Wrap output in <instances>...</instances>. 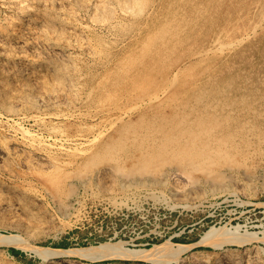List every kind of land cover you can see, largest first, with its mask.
<instances>
[{
    "label": "rangeland",
    "instance_id": "374dc122",
    "mask_svg": "<svg viewBox=\"0 0 264 264\" xmlns=\"http://www.w3.org/2000/svg\"><path fill=\"white\" fill-rule=\"evenodd\" d=\"M40 1H44V0H28L27 1L28 3H32V4H30V6L33 7V8H30L31 12L29 13L30 14L29 22L31 24L29 22H25V24H21L20 10H18L13 5H10V4L8 5L6 0H0V2H1L0 3V24H1L0 25V32H1L0 34H3L4 38L7 37L6 38L7 40H10L11 42H13L15 44V50H14L15 53L12 52L14 54L10 53L7 58L2 56V55L0 56L1 57L0 58V79L2 80V82L4 80L3 83H5V84L7 82H9L7 84H9L10 86L7 84H6V86H9L7 88H9L12 93L17 92V91L18 92L24 91V87L28 84L31 87H34V89H36L38 91H42V92L43 91L45 92L46 90H49L52 92L54 91L53 93H55L59 96L61 95L60 97H62V98L65 97L66 103H64V102L56 103L59 106H57L56 104H53V107L52 106H43V105H36V106L33 105L34 106L33 107L30 105L29 106L30 108H28V105H29L28 104L27 106H24L27 109L23 108L21 105V106H19L20 108L17 107V108L12 109V110L15 109L13 111L14 113L11 112L12 110H9V109L3 107V105H0V110H1L0 111V124H1L0 125V135L3 134V136L7 135L6 137H8V135L11 133L10 132L12 129L11 127L13 125L12 120L13 121L14 120L21 121L23 124L26 123L25 124V126L27 125L26 127L30 128L35 133L43 136L45 139L47 138V140L50 138L49 135L51 134V129H52L51 126L52 127H55V126L61 127V125H62L61 128H64L65 130H68L70 132L75 131L78 133L81 132V134H87V135L89 134V136L92 139L94 138L95 134L97 135V133L100 131V129L104 130V131H103V133H101L99 135V137H97L98 139L97 138L95 139V142L97 141L96 143H88V145H79L80 148L77 150L74 149V145L68 144V145H71L69 147L67 146L68 152H67V150L62 151V152L53 151L55 154L52 153V155L54 157L56 156L55 158L57 160H59V161L65 160L63 162L65 164V166L62 168L63 170L60 169L57 172L55 171L57 174L55 172L48 171L49 168H47L48 170L43 168L44 171L41 168V170L43 171L44 174H45V172L46 173L50 172L49 174L47 173L44 175L45 179L48 178L47 180H50L49 181L50 183L52 181L56 182L59 179L58 175H60V177H61L60 179L63 182L61 186L63 188L61 187V190L58 194V199H55V200H53L55 197H53L47 191V188L44 187V185L47 184L46 183L47 181L45 179H43V177H41L40 175L39 176L37 175L38 176L37 177L36 173L34 175V172L31 169H28L27 167L24 168V166H22L21 163H18V160H15V161L17 162V164L20 168L15 164L16 162L14 160H12L11 158H9V159L7 158V160L0 161V164L2 166V167L0 166L1 167L0 168V232L6 233V234H13V233L18 234V235L26 238L30 243H32L34 245L50 246V247H57V248L88 246L91 244H98V243L103 242V241H108V240L115 241V240H119V239L124 240L126 242L125 246L129 247V248H141V247L142 248H148L155 243H160V242H163V241L168 240V239L174 243H186V244L187 243H193V242L176 241L175 239L179 238V239H185L186 241H191L195 238H200V236L205 232V230H207L212 225L233 226V225L239 224V225H241L240 231H244L246 229L245 231L256 233L257 237L254 238L253 241L246 242V245H243V246H239L238 244L227 245L226 249H225V247L222 249H216V248H213L211 246H201V245L194 246L191 251L189 250L190 252L187 251L181 256L180 262H178V264H197V263L198 264L199 263L200 264L201 263L202 264L203 263H205V264H215V263L221 264L223 261H226V260L228 261L229 257L232 260H234V259L237 260L238 264H242V263L246 264L249 261H250L249 263L252 262L251 264H262V263L264 264V239H262V238H264V203H262V202H264V162H263L264 161L263 160L264 159V147H263L264 146V137H263L264 136V106H263L264 105V101H263L264 100V88H263L264 87V76H263V73H264V58H263V56H264V53H263V51H264V43H263L264 42V37H263L264 36V34H263L264 33V0H234V1L233 0H224V1L223 0H204V1L203 0H185V1L184 0H150V1L149 0H145V1L139 0L138 2L141 3V6L136 5L133 12H132V10L129 9L131 11V13L128 11L129 12L128 15H126V13L123 14L121 9L126 8V7H130L131 4H133V6H134V3L133 2L131 3L130 1H129L130 2L129 3V2L120 0V3H121V1L123 3H121L119 5L118 4L119 0L118 1L117 0H110V2H109V0H101V1L100 0H98V1L97 0H91V1L86 0V2H88L90 5V10L89 9L85 10L84 8H83L84 9L83 10L80 6H78L75 3L65 4L64 5L65 7L70 8L71 11H74V13H76L77 15L78 14L80 15L81 21L83 23L86 24L85 21H87V24H90L92 26L91 30L87 31L88 33L85 32L87 34L86 36L88 38L95 40L96 42H99V44L104 43V45H102V50H101L102 52L100 53V55H97L94 57L93 55L88 54V52H86V51L83 52L84 50L81 49L78 46V42L76 40H74L75 37H73V36L70 37L71 31L73 30V28L70 29L71 24H69V22H66L64 20V22H66V25L64 26V29H62V31H59V36L56 37V38H58V39L60 38V39L59 40L57 39L55 41L57 43L63 44V42L67 43L66 41L69 40V44L67 43L68 48L66 47V55H71V52H72V55H71L72 57H74L76 55H78L80 57V60H81L80 65H81V68H83L82 73H83L84 78L82 79V85H81L82 90L77 91L78 93H81V94H77V99H72L71 94H70V97L68 98L67 94H69L70 92L66 91L67 89L65 90V87H64L65 85H63L64 84L63 81L57 79L56 74L53 76V74H51V72L48 73L49 71H46L44 68L45 61H43V58L40 59L41 55H44L45 57L47 55L46 62H52V61L57 62V59L54 58L53 53H51L49 51L48 46H47L48 44H49V46H51L56 42H54V38L49 37L50 33L45 34V36H44L45 31L51 32V30L54 29L53 26L49 25L48 22L46 21V16L47 15H53V16H61V18H66L68 15L65 14L66 12L64 13V10L59 8L58 6H55L52 4L50 5L51 2H49L46 6V5H42L40 3ZM242 1H245V2H242ZM33 2L35 5L33 4ZM114 2H116V3H114ZM186 2H188V3H186ZM111 3L113 5L115 4V6H113ZM178 3H179V5H178ZM231 4H232V6H231ZM251 4H253V5H251ZM102 5H104V6H102ZM163 5H165V6H163ZM50 6H53V7H50ZM248 6H249V8H248ZM13 7H14V9H13ZM106 7H109V9H107ZM115 7H117V8L115 9ZM140 7H142V8H140ZM176 7H178V8H176ZM189 7H190V9H189ZM111 8H112V11L113 10H116V11L112 12ZM105 9H107V10H105ZM95 10H96V12L91 14V12H93ZM179 10H181V11L179 12ZM52 12H54V13H52ZM112 13H114V14H112ZM258 13H259V15H258ZM115 14H117V15H115ZM120 14H122L123 16L122 15L120 16ZM166 15H168V16H166ZM182 15H184V16H182ZM91 16L94 17V20L96 19L95 22ZM153 16H154V18H153ZM219 16H220V18H219ZM4 17H5L6 21L3 19ZM90 17H91V22L89 21ZM102 17H104V18H102ZM229 17H230V19H229ZM7 18H8V20H7ZM14 18H16V21L18 19V21L17 22L14 21L15 20ZM99 18H100V20H98ZM115 18H117V19H115ZM133 18H135V19H133ZM173 19L174 20L176 19V20L174 21ZM1 20L3 21V23H1L2 22ZM92 20H93V22H92ZM102 20H104V21H102ZM160 20H162V21H160ZM179 20H181L183 23ZM9 21H13V22H9ZM109 21L111 23H114V24H111ZM115 21H117V22H115ZM129 21H130V23H129ZM174 22H177V23H174ZM188 22H189V24H188ZM34 23H35V25H34ZM3 24H5V26H3ZM110 24H111V26H110ZM129 25H132L133 28H132V26H129ZM13 26L15 29L13 28ZM37 26L43 27V28H36ZM165 26L166 27L168 26L167 29ZM2 27L4 30L2 29ZM16 27L18 29H16ZM66 27H67L68 31L66 30ZM96 27H98V28H96ZM157 27H158V29H157ZM128 28H129V31H128ZM169 28H171V29H169ZM41 29L45 30L44 32H42V34L38 33L39 30H41ZM98 29H101V31ZM139 29H140V31H139ZM24 30H26L28 32H26ZM34 30L36 32H33ZM64 30H66V32H64ZM116 30L118 33L116 32ZM168 30H170V32ZM111 31H112V34L114 36L112 34H110ZM249 31H251V32H249ZM2 32H4V33H2ZM132 32H133V34H132ZM160 32H161V34H160ZM173 32H174V34H173ZM217 32H218V34H217ZM20 33H21V35H20ZM146 33H148L149 36ZM250 33H252V34L250 35ZM168 34H171V35H168ZM242 34H244V35H242ZM39 35H42V38H43L41 41V45H40V43L35 45V43L32 42V38L34 39L35 36H39ZM129 35H130V37H129ZM146 35H147V38H146ZM214 35H216V36H214ZM15 36H17V37H15ZM67 36H69L71 39ZM199 36H201V37H199ZM217 37H218V39H216ZM150 38H151V40L149 41ZM184 38H186V39H184ZM245 38H247L248 40ZM24 39H25V41H24ZM134 40L137 42H134ZM246 40H247V43H246ZM251 40H253V41H251ZM143 41H145V42H143ZM159 42H161V43L163 42V43L161 44ZM207 42H208V44H207ZM42 43H43V47H42ZM134 43H136V45ZM137 43H140V44H137ZM198 43H200V45H198ZM205 43L207 46L205 45ZM143 44H144V46H143ZM151 44H154V45H151ZM20 45H22V46H20ZM149 45H151V46H149ZM70 46H73V47H70ZM138 46H140V47H138ZM19 47H21V48H19ZM114 47H116V48H114ZM129 47H130V49H128ZM165 47H166V49H165ZM78 48L80 49V51ZM105 48H106V50H105ZM133 48H134V50H133ZM161 48H163V49H161ZM205 48L207 49V51ZM41 49H42V51H44V53H42V54L40 53ZM72 49L74 52L72 51ZM204 49H205V51H204ZM244 49H246V50H244ZM75 51H77V53ZM142 51H143L144 55L142 54ZM19 52H21V53H19ZM24 52H25V54H24ZM129 52H131V54ZM198 52H200V53H198ZM258 52H260V53H258ZM37 53H39L38 54L39 56L37 55ZM80 53H81V55H80ZM114 53H115V55H114ZM108 54H110V55H108ZM155 54H157V55H155ZM230 54H232V55H230ZM28 55H29V57H28ZM116 56H117V58H114ZM156 56H158V57H156ZM163 56H164V58H163ZM66 57L68 58V56H65V57L62 56V58H66ZM100 57L103 59H101ZM118 57L121 58V60ZM231 57H233L235 59H232ZM30 58L32 60H29ZM35 58H37V59H35ZM131 58H133V60ZM243 58H244V60H243ZM2 59H5V62L7 63V65H5L6 63ZM6 59H8V60H6ZM88 59H90V60H88ZM122 59H124V60H122ZM216 59H217V61H216ZM259 59H261V60H259ZM1 60H2V62H1ZM35 60H36V62H34ZM39 60L42 63L39 62ZM110 60L113 61L114 63H112ZM134 60L136 62H134ZM141 60H143V61H141ZM148 60H150V61H148ZM182 60L183 61L185 60V61L182 62ZM7 61H9V62H7ZM122 61H128L129 62V64H128L129 69L128 68L122 69ZM15 62H16V64H15ZM108 62H109V64H108ZM119 62H120V64H119ZM146 62L148 65L146 64ZM158 62H160V63H158ZM246 62H248V63H246ZM259 62H261V63H259ZM200 63H201V65H200ZM213 63H214V65H213ZM107 64H108V66H107ZM191 64L193 66H191ZM208 64L210 65V67ZM2 66H5L6 68H4ZM94 66L96 69L94 68ZM187 66L189 67V70H188ZM218 66H219V68H218ZM15 67L16 68L18 67V68L15 69ZM90 67H92V68H90ZM193 67H194V69H193ZM2 68H4V69L2 70ZM24 68H26V70ZM18 69H20V70H18ZM30 69L32 72L30 71ZM148 69H150V71ZM216 69H217V71H216ZM107 70H108V72H107ZM115 70H116V72H115ZM146 70H147V72H146ZM198 70H200V71H198ZM239 70H240V72H239ZM244 70H245V72H244ZM255 70H258V72ZM16 71H17V73H16ZM25 71H26V73H25ZM27 71L29 72V74ZM86 71H88V72L86 73ZM1 72L4 73L3 74L4 77L1 74ZM14 72H15V74H14ZM20 72H22L23 76ZM89 72H90V74H89ZM100 72L102 73V75ZM104 72L106 75L104 74ZM216 72H218V73H216ZM231 72H233L234 74L236 73L235 74L236 76ZM8 74H10V75H8ZM50 74H51V77L53 76V79L55 77L56 78L53 80L51 77H48V76H50ZM91 74H93V77ZM97 74L99 76H96ZM158 74H159V76H158ZM167 74H168V76H166ZM112 75L114 76V78ZM214 75H216V76L214 77ZM231 75H233V77ZM241 75H242V77H241ZM223 76L225 77V80H224ZM229 76H231V77H229ZM9 77H10V79H8ZM23 77L26 79H24ZM75 77L76 76H73V78H75ZM194 77L197 79V81ZM50 78L55 85L52 83L51 80L49 81ZM104 78H106V79H104ZM142 78H143V80H142ZM172 78L174 81H172ZM213 78L214 79L216 78V79L214 80ZM242 78H243V80H242ZM228 79L231 83L229 81H227ZM251 79L253 80V82H251L252 81ZM17 80L19 83L17 82ZM254 80H256L255 83H254ZM56 81L57 82L59 81V82L56 83ZM97 81H99V82H97ZM28 82H30V83H28ZM226 82H227V84H226ZM257 82H259L261 85H259V83H257ZM13 83H15L16 85H14ZM98 83H99V85H97ZM159 83L161 86L159 85ZM56 84H58L57 87H56ZM114 84H116V85H114ZM203 84L206 87H208V89ZM50 85L54 86L55 88L52 86L49 87ZM199 85H202V86H199ZM218 85L220 87H223V88H220ZM232 85H233V88H232ZM155 86H156V88H155ZM177 86H178V88H177ZM225 86H226V88H225ZM253 86H255V87H253ZM21 87H23V88H21ZM45 87H47V89ZM184 87H185V89H184ZM191 87H193V88H191ZM39 88L40 89L43 88V90L42 89L40 90ZM166 88H168V89H166ZM17 89H19V90H17ZM154 89H155V92H154ZM98 90H99V92H98ZM214 90H216V91H214ZM249 90H251V91H249ZM92 91H94V92H92ZM135 91H137V92H135ZM151 91H153V92H151ZM247 91L249 92V94H247L248 93ZM11 92L7 93V95L9 97H11V95H12ZM113 92H115V93H113ZM178 92H179V95H178ZM217 92H218V94H217ZM63 93H64V95H63ZM103 93H104V95H102ZM127 93H128V95H127ZM175 93H176V95H175ZM244 94H245V96H244ZM95 95H96V97H95ZM215 95L216 96L218 95V96L216 97ZM110 96H111V98H110ZM202 96H203V98H202ZM226 96H227V98H225ZM66 97H67V100H66ZM181 97L184 99H182ZM198 97H201V100ZM221 97L225 100H223ZM92 98L93 99L95 98V99L93 100ZM100 98H101V100L99 101ZM120 98H121V100H120ZM165 98H167V100ZM211 98H212V100H211ZM177 99H179V100H177ZM192 99H195L196 101L192 100ZM230 99L232 100V102ZM239 99H240V101H239ZM96 100L99 102H96ZM144 100H146L147 102ZM156 100H157V102H156ZM189 100H191V101H189ZM139 101H140V103H139ZM199 101H200V104H199ZM220 101H222L223 103ZM236 101H237V103H236ZM242 101H243V103H242ZM85 102H86V104H85ZM165 102H167V103H165ZM185 102H186V104H185L186 106L185 105L183 106V104ZM161 103L163 105H161ZM137 104H139V105H137ZM223 104H224V106H223ZM174 105H175V107H174ZM208 106H210V107H208ZM260 106H261V109H260ZM61 107H62V109H60ZM75 107H77V109ZM255 107H257V108H255ZM163 108H164V110H163ZM177 108H178V110H177ZM71 109H72V111H71ZM102 109H104V110H102ZM5 110L7 112H9V111L10 112L6 113ZM78 110H80L81 112ZM195 110L198 112H196ZM175 111H177V112H175ZM57 112H58V114H57ZM98 112H100V113H98ZM122 112H126L124 119L122 121H118V122L114 123L112 121L113 120L112 118H115L116 116L120 115ZM184 112L187 114L186 116L184 115L185 114ZM207 112L209 115L207 114ZM259 112H260V115H259ZM169 113H170V115H169ZM104 114L107 115L108 117L105 116ZM177 114H178V116H177ZM211 114H213V115H211ZM237 114L239 117L237 116ZM38 115L43 118V121H42L43 123L41 121L36 120V117ZM46 115L49 117H47ZM188 115H190V116H188ZM9 116H11L10 120L8 119ZM70 116H72V117H70ZM230 116H232L233 118ZM65 117H67V119ZM100 117L101 118L103 117V118L101 119ZM147 117H149V118H147ZM161 117H163V118H161ZM216 117L219 120H217ZM253 117H254V119H253ZM48 118L50 120H48ZM243 118H245V119H243ZM53 119H55V121ZM81 119H82V121H81ZM143 119H145V120H143ZM152 119H153V122H152ZM33 120H34V122L35 121L36 122L34 123ZM176 120H177V122H175ZM226 120H227V122H226ZM52 121H54L53 122L54 124L52 123ZM59 121H61V122H59ZM99 121L101 123H99ZM199 121H201V122H199ZM172 122L175 124H172ZM186 122H188V123H186ZM220 122H223V123H220ZM32 123H34V124H32ZM81 123H82V126H81ZM156 123H157V125H156ZM182 123L184 126L182 125ZM69 124L70 125L72 124V125L70 126ZM125 124L129 128V132H130L129 136L122 143L124 145H122L120 148H118V150L117 149L115 150L117 152V155L115 156L117 158L116 160L119 161V162L117 161V165H118V167H120V169L126 171L130 167V165L134 164L135 162H137L140 159L138 157H140V155H142L141 153L152 152L154 150V148H152L153 145L161 139L160 137L163 135L162 134L163 131L169 127H170L169 130H170L172 127V129L174 128V130H172L173 134L171 133L172 131L170 132V134H172L173 136H182L181 141L186 142L192 136L197 137L196 138L197 140H194L195 141L194 146L197 147L195 151L198 150L197 152H201L200 156H198V158H196V160L199 161L200 165H203L204 162L207 163V160L212 159V161L214 163L213 165L214 166L216 165L215 168L220 170L219 168H221V162H220L218 153H219V149L223 145V149H222V151H224L223 154L226 155L227 157H230L229 159H231V160L233 159L236 162V164H239V166H237V168L234 170H230V171L228 170L229 171L228 172L227 170H225V165L223 162L222 163L223 168H221L222 170H220V171L221 172L224 171L223 173L226 174V176H228V177H230L232 175L233 177L232 176L231 177L236 182L230 181L229 182L230 183L229 189H227V190H224V191L217 190L216 191V189H211V188H213V186H210L211 184L208 185V182H205L206 177L204 175L202 176V174H204V173H201V171H198V170L197 171L200 172L201 174L196 172V171H193L192 175H193V177H195V178H193V180L196 182V185L194 186V188L192 190V194L185 196V197H183V196L177 197V196H174L172 193L173 188L177 186V182H173V181H175V176L173 175V174H175L174 173L175 168H174V166L173 167L171 166L172 168L167 166L165 168L169 173V175H168L169 178H171V179H169V182L147 181V182H145V185L141 184L140 182H134L135 184L133 183V184L128 185V186H121L118 182L117 183L115 182L116 184L115 183L114 184L104 183L105 186L103 185V183L102 184L98 183L97 181L92 179V177H90V173L87 174L89 171L86 169L85 166L87 165V161H88L87 159H89V157H90L89 153L91 152L92 154H94V152L96 150L100 151L101 149L106 148V146L109 143H111V145H112L114 143L113 134L115 132H118V131H115V129H117L118 126L125 125ZM92 125H93V127H92ZM152 125H153V127H152ZM205 125L206 126L208 125L207 128ZM221 125H222V127H221ZM242 125H243V127H242ZM196 126H199V127L197 128ZM227 126H229V127H227ZM233 126L235 128H233ZM8 127H10V128L8 129ZM140 127L142 130L140 129ZM184 127H185V129H184ZM188 127H189V129H186ZM38 128H41L42 130L38 129ZM152 128H153V130H152ZM211 128H212V130H211ZM78 129L80 130V132ZM191 129H192V131H190ZM199 129H201L202 131ZM220 129H222V130H220ZM248 129H252L253 131L248 130ZM139 130H141V131H139ZM177 131L179 134L177 133ZM232 131L235 133L233 134ZM241 131H243V134H241L242 133ZM143 132H144V134H143ZM187 132L190 134H188ZM216 132H218V133H216ZM220 132H221V134H220ZM250 133H252V134H250ZM47 134H48V136H47ZM118 134H119V132H118ZM216 134H218V135H216ZM141 135H142V137H141ZM219 135H220V137H219ZM223 135H225L227 138H225V136H223ZM209 136H211L212 138ZM154 137H156V138H154ZM228 137L230 138V140L232 139L231 140L232 142H230ZM206 138H208V139H206ZM233 138H234V140H233ZM154 139L156 140L155 142H154ZM218 139H219V141H218ZM99 141H101V142H99ZM149 141H151V142H149ZM210 141H212V142H210ZM205 142H207L209 144H206ZM237 142L240 143L241 145H239ZM202 143H204V145ZM234 145H235V148H233ZM22 146L25 147V150L28 153H37L38 152L35 149L33 150V148H30L26 144H23ZM92 146H93V148H92ZM146 146H147V150L145 149ZM229 146H231V147H229ZM236 146H238V147H236ZM243 146H245V147H243ZM86 147H87V149H86ZM138 148H139V150H138ZM251 148L253 150H256V151H253ZM80 149H81V151H79ZM144 149H145V151H144ZM214 150H215V152H214ZM238 150H240V151H238ZM225 151H227V152H225ZM234 151L236 154H234ZM123 152H124V154H123ZM202 152H204V153H202ZM78 154H79V156H77ZM250 154H252V155H250ZM80 156H81V158H80ZM233 156H235V157H233ZM243 156H245V157H243ZM128 157L130 160L128 159ZM8 160H9V162H6ZM69 163H71V164H69ZM218 163H220V164H218ZM125 164L126 165L128 164V165L126 166ZM255 165H256V167H255ZM3 166L4 167L8 166L7 167L8 169L4 168ZM247 167H250V168L247 169ZM2 168H4V169H2ZM9 168H10V170H9ZM15 168L18 170L21 169L22 172L16 170ZM168 169L171 171L174 169L173 170L174 172L173 171L171 172ZM74 170H75V172H74ZM241 170H242V172H241ZM18 172H20V174H18ZM58 172H60V174ZM64 172H65V175H64ZM66 172H68V173H66ZM80 173L85 175L86 177L85 176L82 177V175ZM171 173H173V174L171 175ZM196 173H197V175H196ZM17 174L20 176H18ZM86 174L88 175V177ZM56 175L58 177H56ZM62 175L65 178H62L63 177ZM46 176H47V178H46ZM80 176H81V179H83V180L80 179ZM111 176L114 177L115 175L111 173ZM111 176H108V177L110 179H112ZM53 177H54V179H53ZM69 177L71 179H69ZM198 177L199 178L201 177L200 179L201 180L203 179V180L202 181L198 180L199 179ZM41 178L44 181L41 180ZM88 178H89V180H88ZM114 178L116 179V177H114ZM114 178L112 179L113 181H114ZM40 181L42 183L44 182L46 184L43 183L44 185H42ZM71 182H72V184H71ZM83 182H84V184H83ZM90 182H91V184H90ZM182 183H184V182L180 181L178 183V185L182 186L183 185ZM235 183H236V185H234ZM64 184H65V186H64ZM197 184H200V185L198 186ZM20 185H22V186L20 187ZM114 185H116V186H114ZM15 186H16V188H15ZM68 186L72 187V188H69ZM196 186H197V189H196ZM239 186L242 188H240ZM20 188H21V190H20ZM208 188H210V189H208ZM31 189L34 190L35 193H34V191H31ZM69 189H71V190H69ZM194 189H195V191H194ZM242 189H244V190H242ZM28 190H30V192ZM202 190H203V193H202ZM238 190H242L241 191L242 193ZM136 191H138V192H136ZM208 191H210V192L208 193ZM220 192H223V194ZM63 193H64V195L65 194L66 195L64 196ZM198 193H200V194H198ZM12 194H14L15 196ZM27 194H28V196H27ZM30 194H32V195H30ZM156 194H158V195H156ZM197 194L199 196H195ZM128 195H129V197H128ZM155 195H156V197H155ZM117 196H118V198H117ZM3 197L5 200L3 199ZM31 198H33V199H31ZM120 198L121 199L123 198V199L121 200ZM165 198H167V199H165ZM178 199H180V200H178ZM1 200H4V201H1ZM118 200H121V201H118ZM58 202H59V204H58ZM60 206H61V208H60ZM10 209H12V210H10ZM196 241H198V240H196ZM0 249H1L0 256H2V258L0 257V264H64V263L65 264H153L152 262H148V261L141 260V259H135V258H113V259H100V260L92 261V260H88V259L87 260L81 259V258L76 257V256L52 258L51 260L45 261V259H43L40 255H37L35 253L29 252L26 250L24 251L20 248L14 247V246L1 244ZM12 249L19 250V251H21V253H19L17 255L13 254ZM237 254H239V255H237ZM195 255H198V257ZM185 257H187V258H185ZM249 257H251V258H249ZM191 258H193L194 260ZM181 259H182V261H181ZM171 264H175V263L173 262Z\"/></svg>",
    "mask_w": 264,
    "mask_h": 264
},
{
    "label": "bare ground",
    "instance_id": "6f19581e",
    "mask_svg": "<svg viewBox=\"0 0 264 264\" xmlns=\"http://www.w3.org/2000/svg\"><path fill=\"white\" fill-rule=\"evenodd\" d=\"M28 0H6V2L8 3V5L10 4V5H13V6H15L18 10H20V18H21V24H25V22H29V19H30V12H31V9L30 8H33V7H31L30 6V4H32V3H28L27 2ZM87 1H89V0H87ZM91 1V0H90ZM98 1V0H97ZM96 1V2H97ZM101 1V0H100ZM99 1V2H100ZM118 1V0H117ZM123 1H126V2H133L134 3V6H133V4H131V6L130 7H126V8H122L121 10H122V12H123V14L124 13H126V15H128V13L130 12L131 13V11L130 10H132V12H133V10L135 9V7H136V5H139V6H141V3L140 2H138L139 0H123ZM145 1V0H144ZM150 1V0H149ZM185 1V0H184ZM204 1V0H203ZM224 1V0H223ZM234 1V0H233ZM5 2V3H6ZM49 2H51L50 3V5L52 4V5H55V6H58L59 8H61V9H63L64 10V13L65 14H67L68 16L66 17V18H61V16H53V15H47L46 16V21L48 22V24L49 25H51V26H53V30H51V32L50 31H45L44 29H41V30H39V32L38 33H41L42 34V32H44V36H45V34H49V37H51V38H54V42H56L55 40H57L58 38H56V37H58L59 36V31H62V29H64V26L66 25V22H69V24H71V27H70V29L71 28H73V30L71 31V36L70 37H75V39L74 40H76L77 42H78V46L81 48V49H83L84 51L83 52H88V54H91V55H93L94 57L95 56H97V55H100V53L102 52L101 50H102V45H104V43H101V44H99V42H96L95 40H93V39H91V38H88L86 35V33L85 32H87L88 30H91V25L90 24H87V21H85L86 22V24L85 23H83L82 21H81V18H80V15L78 14H76V13H74V11H71V9L70 8H67V7H65L64 5L65 4H70V3H75V4H77L78 6H80L82 9L84 8L85 10L86 9H89L90 10V5H89V3L88 2H86V0H44V1H40V3L42 4V5H46L47 6V4L49 3ZM109 2H110V0H109ZM108 2V3H109ZM112 2V1H111ZM129 2V3H130ZM166 2V1H165ZM200 2V1H199ZM242 2H245V1H242ZM1 3V2H0ZM6 3V4H7ZM88 3V4H87ZM93 3V2H92ZM114 3H116V2H114ZM118 3V2H117ZM121 3H123L122 1H121ZM120 3V0H119V5L121 4ZM172 3V2H171ZM186 3H188V2H186ZM231 3V2H230ZM236 3V2H235ZM33 4H34V2H33ZM74 4V5H75ZM101 4V3H100ZM112 4V3H111ZM149 4V3H148ZM182 4V3H181ZM180 4V5H181ZM196 4V3H195ZM212 4V3H211ZM225 4V3H224ZM228 4V3H227ZM241 4V3H240ZM258 4V3H257ZM261 4V3H260ZM35 5V4H34ZM72 5V4H71ZM73 5V6H74ZM97 5V4H96ZM105 5V4H104ZM104 5H102V6H104ZM110 5V4H109ZM113 5V4H112ZM117 5V4H116ZM144 5V4H143ZM147 5V4H146ZM178 5H179V3H178ZM234 5V4H233ZM244 5V4H243ZM251 5H253V4H251ZM255 5V4H254ZM77 6V7H78ZM95 6V5H94ZM93 6V7H94ZM107 6V5H106ZM113 6H115V4L113 5ZM125 6V5H124ZM163 6H165V5H163ZM184 6V5H183ZM187 6V5H186ZM190 6V5H189ZM231 6H232V4H231ZM237 6V5H236ZM263 6V5H262ZM7 7V6H6ZM50 7H53V6H50ZM49 7V8H50ZM64 7V8H63ZM72 7V6H71ZM92 7V8H93ZM179 7V6H178ZM178 7H176V8H178ZM195 7V6H194ZM197 7V6H196ZM243 7V6H242ZM10 8V7H9ZM15 8V9H16ZM80 8V9H81ZM107 9H109V7H106ZM117 7H115V9H116ZM140 8H142V7H140ZM161 8V7H160ZM248 8H249V6H248ZM252 8V7H251ZM13 9H14V7H13ZM43 9V8H42ZM60 9V10H61ZM74 9V8H73ZM83 9V10H84ZM97 9V8H96ZM107 9H105V10H107ZM130 9V10H129ZM164 9V8H163ZM175 9V8H174ZM189 9H190V7H189ZM229 9V8H228ZM240 9V8H239ZM62 10V11H63ZM120 10V11H121ZM183 10V9H182ZM223 10V9H222ZM236 10V9H235ZM238 10V9H237ZM251 10V9H250ZM80 11V10H79ZM111 11H112V8H111ZM113 11H116V10H113ZM112 11V12H113ZM119 11V10H118ZM117 11V12H118ZM129 11V12H128ZM148 11V10H147ZM155 11V10H154ZM181 10H179V12H180ZM192 11V10H191ZM195 11V10H194ZM256 11V10H255ZM261 11V10H260ZM15 12V11H14ZM76 12V11H75ZM88 12V11H87ZM94 12H96V10L95 11H93V12H91V14L92 13H94ZM98 12V11H97ZM116 12V13H117ZM121 12V13H122ZM178 12V11H177ZM229 12V11H228ZM249 12V11H248ZM42 13V12H41ZM52 13H54V12H52ZM158 13V12H157ZM184 13V12H183ZM191 13V12H190ZM206 13V12H205ZM213 13V12H212ZM225 13V12H224ZM235 13V12H234ZM33 14V13H32ZM62 14V13H61ZM83 14V13H82ZM98 14V13H97ZM96 14V15H97ZM112 14H114V13H112ZM147 14V13H146ZM153 14V13H152ZM170 14V13H169ZM168 14V15H169ZM177 14V13H176ZM220 14V13H219ZM255 14V13H254ZM64 15V14H63ZM99 15V14H98ZM102 15V14H101ZM107 15V14H106ZM115 15H117V14H115ZM122 14H120V16H121ZM131 15V14H130ZM168 15H166V16H168ZM215 15V14H214ZM252 15V14H251ZM258 15H259V13H258ZM12 16V15H11ZM66 16V15H65ZM82 16V15H81ZM108 16V15H107ZM113 16V15H112ZM123 16V15H122ZM133 16V15H132ZM140 16V15H139ZM174 16V15H173ZM177 16V15H176ZM182 16H184V15H182ZM193 16V15H192ZM6 17V16H5ZM5 17L3 18L4 20H5ZM8 17V16H7ZM14 17V16H13ZM36 17V16H35ZM92 17V16H91ZM91 17H90V22H91ZM111 17V16H110ZM115 17V16H114ZM125 17V16H124ZM127 17V16H126ZM138 17V16H137ZM165 17V16H164ZM194 17V16H193ZM241 17V16H240ZM9 18V17H8ZM8 18H7V20H8ZM17 18V17H16ZM16 18H14L15 20L14 21H16ZM42 18V17H41ZM96 18V17H95ZM98 18V17H97ZM102 18H104V17H102ZM108 18V17H107ZM143 18V17H142ZM153 18H154V16H153ZM162 18V17H161ZM168 18V17H167ZM181 18V17H180ZM183 18V17H182ZM190 18V17H189ZM203 18V17H202ZM205 18V17H204ZM210 18V17H209ZM215 18V17H214ZM219 18H220V16H219ZM92 19L94 20V17H92ZM115 19H117V18H115ZM114 19V20H115ZM119 19V18H118ZM122 19V18H121ZM124 19V18H123ZM130 19V18H129ZM133 19H135V18H133ZM158 19V18H157ZM187 19V18H186ZM191 19V18H190ZM200 19V18H199ZM229 19H230V17H229ZM239 19V18H238ZM259 19V18H258ZM263 19V18H262ZM64 20L66 21V22H64ZM93 20H92V22H93ZM98 20H100V18L98 19ZM125 20V19H124ZM142 20V19H141ZM149 20V19H148ZM166 20V19H165ZM172 20V19H171ZM174 20V19H173ZM176 20V19H175ZM174 20V21H175ZM192 20V19H191ZM214 20V19H213ZM212 20V21H213ZM261 20V19H260ZM2 21V20H1ZM6 21V20H5ZM17 21H18V19H17ZM16 21V22H17ZM35 21V20H34ZM43 21V20H42ZM41 21V22H42ZM96 21V19L94 20V22ZM102 21H104V20H102ZM106 21V20H105ZM126 21V20H125ZM124 21V22H125ZM160 21H162V20H160ZM170 21V20H169ZM179 21H181V20H179ZM185 21V20H184ZM188 21V20H187ZM201 21V20H200ZM199 21V22H200ZM242 21V20H241ZM244 21V20H243ZM246 21V20H245ZM9 22H13V21H9ZM101 22V21H100ZM110 22V21H109ZM114 22V21H113ZM115 22H117V21H115ZM122 22V21H121ZM136 22V21H135ZM149 22V21H148ZM182 22V21H181ZM190 22V21H189ZM189 22H188V24H189ZM260 22V21H259ZM1 23H3V21L1 22ZM15 23V22H14ZM30 23V22H29ZM40 23V22H39ZM105 23V22H104ZM111 23V22H110ZM119 23V22H118ZM129 23H130V21H129ZM163 23V22H162ZM171 23V22H170ZM174 23H177V22H174ZM179 23V22H178ZM183 23V22H182ZM223 23V22H222ZM31 24V23H30ZM96 24V23H95ZM103 24V23H102ZM111 24H114V23H111ZM111 24H110V26H111ZM116 24V23H115ZM138 24V23H137ZM164 24V23H163ZM206 24V23H205ZM247 24V23H246ZM263 24V23H262ZM1 25V24H0ZM7 25V24H6ZM14 25V24H13ZM18 25V24H17ZM33 25V24H32ZM34 25H35V23H34ZM48 25V26H49ZM126 25V24H125ZM148 25V24H147ZM178 25V24H177ZM204 25V24H203ZM242 25V24H241ZM245 25V24H244ZM253 25V24H252ZM3 26H5V24H3ZM20 26V25H19ZM41 26V25H40ZM44 26V25H43ZM103 26V25H102ZM113 26V25H112ZM127 26V25H126ZM129 26H132V25H129ZM139 26V25H138ZM157 26V25H156ZM164 26V25H163ZM176 26V25H175ZM183 26V25H182ZM211 26V25H210ZM220 26V25H219ZM222 26V25H221ZM225 26V25H224ZM260 26V25H259ZM10 27V26H9ZM35 27V26H34ZM46 27V26H45ZM95 27V26H94ZM105 27V26H104ZM103 27V28H104ZM109 27V26H108ZM115 27V26H114ZM161 27V26H160ZM166 27V26H165ZM168 27V26H167ZM167 27H166V29H167ZM172 27V26H171ZM179 27V26H178ZM177 27V28H178ZM185 27V26H184ZM195 27V26H194ZM204 27V26H203ZM212 27V26H211ZM226 27V26H225ZM236 27V26H235ZM241 27V26H240ZM245 27V26H244ZM13 28H14V26H13ZM36 28H43V27H36ZM96 28H98V27H96ZM130 28V27H129ZM129 28H128V31H129ZM132 28H133V26H132ZM153 28V27H152ZM164 28V27H163ZM174 28V27H173ZM210 28V27H209ZM243 28V27H242ZM2 29H3V27H2ZM15 29V28H14ZM16 29H18L17 27H16ZM33 29V28H32ZM35 29V28H34ZM131 29V28H130ZM157 29H158V27H157ZM156 29V30H157ZM169 29H171V28H169ZM205 29V28H204ZM207 29V28H206ZM224 29V28H223ZM254 29V28H253ZM263 29V28H262ZM4 30V29H3ZM10 30V29H9ZM20 30V29H19ZM66 30H67V27H66ZM66 30H64V32H66ZM98 30H100L101 31V29H98ZM108 30V29H107ZM149 30V29H148ZM147 30V31H148ZM155 30V31H156ZM185 30V29H184ZM183 30V31H184ZM14 31V30H13ZM23 31V30H22ZM24 31H26V30H24ZM38 31V30H37ZM68 31V30H67ZM124 31V30H123ZM126 31V30H125ZM137 31V30H136ZM139 31H140V29H139ZM154 31V30H153ZM169 32H170V30H168ZM210 31V30H209ZM235 31V30H234ZM241 31V30H240ZM245 31V30H244ZM262 31V30H261ZM6 32V31H5ZM26 32H28V31H26ZM33 32H36L35 30L33 31ZM116 32H117V30H116ZM152 32V31H151ZM181 32V31H180ZM190 32V31H189ZM205 32V31H204ZM208 32V31H207ZM220 32V31H219ZM249 32H251V31H249ZM1 33V32H0ZM2 33H4V32H2ZM88 33V32H87ZM102 33V32H101ZM118 33V32H117ZM150 33V32H149ZM163 33V32H162ZM183 33V32H182ZM200 33V32H199ZM210 33V32H209ZM236 33V32H235ZM248 33V32H247ZM255 33V32H254ZM36 34V33H35ZM64 34V33H63ZM103 34V33H102ZM110 34H112V31H111V33ZM132 34H133V32H132ZM146 34H148V33H146ZM158 34V33H157ZM160 34H161V32H160ZM173 34H174V32H173ZM217 34H218V32H217ZM252 33H250V35H251ZM264 34V33H263ZM20 35H21V33H20ZM104 35V34H103ZM113 35V34H112ZM118 35V34H117ZM152 35V34H151ZM159 35V34H158ZM168 35H171V34H168ZM177 35V34H176ZM183 35V34H182ZM213 35V34H212ZM227 35V34H226ZM241 35V34H240ZM242 35H244V34H242ZM248 35V34H247ZM7 36V35H6ZM5 36V37H6ZM18 36V35H17ZM17 36H15V37H17ZM25 36V35H24ZM92 36V35H91ZM90 36V37H91ZM94 36V35H93ZM109 36V35H108ZM114 36V35H113ZM112 36V37H113ZM119 36V35H118ZM126 36V35H125ZM135 36V35H134ZM148 36H149V34H148ZM156 36V35H155ZM165 36V35H164ZM175 36V35H174ZM193 36V35H192ZM214 36H216V35H214ZM13 37V36H12ZM33 37V36H32ZM31 37V38H32ZM48 37V36H47ZM67 37H69V36H67ZM69 37V38H70ZM117 37V36H116ZM129 37H130V35H129ZM157 37V36H156ZM160 37V36H159ZM158 37V38H159ZM199 37H201V36H199ZM252 37V36H251ZM257 37V36H256ZM259 37V36H258ZM264 37V36H263ZM7 38V37H6ZM6 38H4L3 37V34H0V56L2 55V56H4V57H8L9 56V54L10 53H12V52H14L15 53V44L13 43V42H11L10 40H7ZM64 38V37H63ZM66 38V37H65ZM68 38V39H69ZM146 38H147V35H146ZM162 38V37H161ZM172 38V37H171ZM170 38V39H171ZM174 38V37H173ZM238 38V37H237ZM242 38V37H241ZM10 39V38H9ZM23 39V38H22ZM42 35H39V36H35L34 37V39L32 38V42H34L35 43V45L36 44H39L40 43V45H41V41H42ZM60 39V38H59ZM58 39V40H59ZM71 39V38H70ZM138 39V38H137ZM141 39V38H140ZM145 39V38H144ZM143 39V40H144ZM184 39H186V38H184ZM195 39V38H194ZM216 39H218V37L216 38ZM245 39H247V38H245ZM251 39V38H250ZM260 39V38H259ZM17 40V39H16ZM48 40V39H47ZM46 40V41H47ZM148 40V39H147ZM151 40V38L149 39V41ZM156 40V39H155ZM175 40V39H174ZM181 40V39H180ZM193 40V39H192ZM200 40V39H199ZM207 40V39H206ZM225 40V39H224ZM248 40V39H247ZM247 40H246V43H247ZM24 41H25V39H24ZM29 41V40H28ZM63 41V40H62ZM75 41V42H76ZM142 41V40H141ZM161 41V40H160ZM163 41V40H162ZM235 41V40H234ZM250 41V40H249ZM251 41H253V40H251ZM16 42V41H15ZM60 42V41H59ZM68 44H69V40L68 41H66ZM71 42V41H70ZM134 42H137V41H135L134 40ZM143 42H145V41H143ZM156 42V41H155ZM177 42V41H176ZM194 42V41H193ZM199 42V41H198ZM204 42V41H203ZM228 42V41H227ZM230 42V41H229ZM233 42V41H232ZM241 42V41H240ZM20 43V42H19ZM52 43V42H51ZM67 43H65V42H63V44L62 43H54L53 45H51V46H49V44L47 45L48 46V49H49V51L51 52V53H53V56H54V58H56L57 59V62L55 61H52V62H46V57H47V55H46V57L44 56V55H41L40 56V59L41 58H43V61H45V63H44V68H45V70L46 71H49L48 73H50L51 72V74H53V76L56 74L57 76V79H59V80H61V81H63V85H65L64 87H65V90L66 91H68V92H70L69 94H67L68 95V98L70 97V94H71V98L72 99H77V94H81V93H78L77 91L78 90H82V88H81V85H82V79L84 78V76H83V73H82V69L83 68H81V65H80V57L78 56V55H76V56H74V57H72L71 55H72V52H71V55H66V47L68 48V44ZM141 43V42H140ZM140 43H137V44H140ZM157 43V42H156ZM159 43H161V42H159ZM163 43V42H162ZM161 43V44H162ZM201 43V42H200ZM200 43H198V45H200ZM211 43V42H210ZM216 43V42H215ZM264 43V42H263ZM26 44V43H25ZM72 44V43H71ZM77 44V43H76ZM135 45H136V43H134ZM150 44V43H149ZM207 44H208V42H207ZM225 44V43H224ZM240 44V43H239ZM24 45V44H23ZM130 45V44H129ZM151 45H154V44H151ZM151 45H149V46H151ZM174 45V44H173ZM184 45V44H183ZM190 45V44H189ZM205 45H206V43H205ZM248 45V44H247ZM20 46H22V45H20ZM126 46V45H125ZM143 46H144V44H143ZM148 46V45H147ZM169 46V45H168ZM207 46V45H206ZM211 46V45H210ZM256 46V45H255ZM36 47V46H35ZM40 47V46H39ZM42 47H43V43H42ZM70 47H73V46H70ZM77 47V46H76ZM138 47H140V46H138ZM154 47V46H153ZM159 47V46H158ZM171 47V46H170ZM185 47V46H184ZM190 47V46H189ZM231 47V46H230ZM234 47V46H233ZM245 47V46H244ZM19 48H21V47H19ZM34 48V47H33ZM104 48V47H103ZM114 48H116V47H114ZM142 48V47H141ZM140 48V49H141ZM168 48V47H167ZM186 48V47H185ZM213 48V47H212ZM236 48V47H235ZM258 48V47H257ZM263 48V47H262ZM37 49V48H36ZM74 49V48H73ZM73 49H72V51H73ZM79 49V48H78ZM126 49V48H125ZM128 49H130V47L128 48ZM136 49V48H135ZM161 49H163V48H161ZM165 49H166V47H165ZM190 49V48H189ZM202 49V48H201ZM206 49V48H205ZM205 49H204V51H205ZM237 49V48H236ZM241 49V48H240ZM46 50V49H45ZM69 50V49H68ZM75 50V49H74ZM105 50H106V48H105ZM112 50V49H111ZM133 50H134V48H133ZM138 50V49H137ZM142 50V49H141ZM140 50V51H141ZM153 50V49H152ZM180 50V49H179ZM186 50V49H185ZM193 50V49H192ZM223 50V49H222ZM242 50V49H241ZM244 50H246V49H244ZM260 50V49H259ZM19 51V50H18ZM22 51V50H21ZM29 51V50H28ZM36 51V50H35ZM79 51H80V49H79ZM108 51V50H107ZM147 51V50H146ZM163 51V50H162ZM166 51V50H165ZM203 51V50H202ZM206 51H207V49H206ZM231 51V50H230ZM239 51V50H238ZM250 51V50H249ZM37 52V51H36ZM39 52V51H38ZM47 52V51H46ZM74 52V51H73ZM76 53H77V51H75ZM82 52V51H81ZM109 52V51H108ZM118 52V51H117ZM148 52V51H147ZM170 52V51H169ZM173 52V51H172ZM222 52V51H221ZM14 53H12V54H14ZM19 53H21V52H19ZM41 54L42 53H44V51H42V49H41V52H40ZM75 53V54H76ZM112 53V52H111ZM116 53V52H115ZM115 53H114V55H115ZM128 53V52H127ZM130 54H131V52H129ZM154 53V52H153ZM152 53V54H153ZM158 53V52H157ZM184 53V52H183ZM195 53V52H194ZM198 53H200V52H198ZM249 53V52H248ZM252 53V52H251ZM258 53H260V52H258ZM263 53H264V51H263ZM262 53V54H263ZM24 54H25V52H24ZM32 54V53H31ZM39 53H37V55H38ZM69 54V53H68ZM87 54V55H88ZM118 54V53H117ZM123 54V53H122ZM129 54V55H130ZM134 54V53H133ZM142 54L144 55V53H143V51H142ZM141 54V55H142ZM147 54V53H146ZM181 54V53H180ZM191 54V53H190ZM234 54V53H233ZM19 55V54H18ZM30 55V54H29ZM29 55H28V57H29ZM36 55V56H37ZM51 55V54H50ZM80 55H81V53H80ZM85 55V54H84ZM108 55H110V54H108ZM125 55V54H124ZM155 55H157V54H155ZM164 55V54H163ZM176 55V54H175ZM201 55V54H200ZM230 55H232V54H230ZM261 55V54H260ZM15 56V55H14ZM35 56V55H34ZM39 56V55H38ZM62 56H68V58L66 57V58H62ZM146 56V55H145ZM195 56V55H194ZM193 56V57H194ZM204 56V55H203ZM24 57V56H23ZM27 57V56H26ZM61 57V58H60ZM82 57V56H81ZM136 57V56H135ZM152 57V56H151ZM156 57H158V56H156ZM191 57V56H190ZM213 57V56H212ZM217 57V56H216ZM249 57V56H248ZM1 58V57H0ZM18 58V57H17ZM89 58V57H88ZM99 58V57H98ZM101 58V57H100ZM114 58H117V56L116 57H114ZM113 58V59H114ZM119 58V57H118ZM129 58V57H128ZM134 58V57H133ZM133 58H131L132 60H133ZM138 58V57H137ZM144 58V57H143ZM147 58V57H146ZM163 58H164V56H163ZM202 58V57H201ZM232 59H235V58H233V57H231ZM263 58H264V56H263ZM10 59V58H9ZM12 59V58H11ZM35 59H37V58H35ZM52 59V58H51ZM82 59V58H81ZM101 59H103V58H101ZM110 59V58H109ZM112 59V60H113ZM120 60H121V58H119ZM130 59V58H129ZM150 59V58H149ZM153 59V58H152ZM161 59V58H160ZM186 59V58H185ZM248 59V58H247ZM2 60H4V62H5V59H2ZM2 60H1V62H2ZM6 60H8V59H6ZM27 60V59H26ZM29 60H32L31 58L29 59ZM88 60H90V59H88ZM87 60V61H88ZM122 60H124V59H122ZM126 60V59H125ZM144 60V59H143ZM143 60H141V61H143ZM157 60V59H156ZM159 60V59H158ZM180 60V59H179ZM195 60V59H194ZM205 60V59H204ZM243 60H244V58H243ZM249 60V59H248ZM259 60H261V59H259ZM13 61V60H12ZM15 61V60H14ZM49 61V60H48ZM92 61V60H91ZM103 61V60H102ZM111 61V60H110ZM114 61V60H113ZM113 61H111L112 63H114ZM146 61V60H145ZM148 61H150V60H148ZM166 61V60H165ZM185 61V60H184ZM183 60H182V62H184ZM196 61V60H195ZM199 61V60H198ZM203 61V60H202ZM216 61H217V59H216ZM246 61V60H245ZM3 62V63H4ZM7 62H9V61H7ZM30 62V61H29ZM34 62H36V60L34 61ZM39 62H41L40 60H39ZM89 62V61H88ZM118 62V61H117ZM134 62H136L135 60H134ZM155 62V61H154ZM161 62V61H160ZM160 62H158V63H160ZM176 62V61H175ZM181 62V61H180ZM191 62V61H190ZM194 62V61H193ZM231 62V61H230ZM253 62V61H252ZM6 63V62H5ZM42 63V62H41ZM83 63V62H82ZM132 63V62H131ZM130 63V64H131ZM178 63V62H177ZM203 63V62H202ZM209 63V62H208ZM211 63V62H210ZM233 63V62H232ZM246 63H248V62H246ZM259 63H261V62H259ZM2 64V63H1ZM12 64V63H11ZM15 64H16V62H15ZM35 64V63H34ZM108 64H109V62H108ZM108 64H107V66H108ZM119 64H120V62H119ZM128 64H129V62L128 61H122V69H126V68H128ZM138 64V63H137ZM136 64V65H137ZM141 64V63H140ZM144 64V63H143ZM146 64H147V62H146ZM162 64V63H161ZM182 64V63H181ZM224 64V63H223ZM4 65V64H3ZM5 65H7V63L5 64ZM9 65V64H8ZM14 65V64H13ZM33 65V64H32ZM43 65V64H42ZM93 65V64H92ZM99 65V64H98ZM148 65V64H147ZM180 65V64H179ZM189 65V64H188ZM200 65H201V63H200ZM203 65V64H202ZM209 65V64H208ZM213 65H214V63H213ZM236 65V64H235ZM240 65V64H239ZM256 65V64H255ZM37 66V65H36ZM89 66V65H88ZM138 66V65H137ZM157 66V65H156ZM165 66V65H164ZM182 66V65H181ZM185 66V65H184ZM191 66H193L192 64H191ZM252 66V65H251ZM2 67H4V68H6L5 66H2ZM11 67V66H10ZM27 67V66H26ZM35 67V66H34ZM111 67V66H110ZM109 67V68H110ZM144 67V66H143ZM155 67V66H154ZM166 67V66H165ZM164 67V68H165ZM188 67V66H187ZM196 67V66H195ZM206 67V66H205ZM209 67H210V65H209ZM232 67V66H231ZM242 67V66H241ZM248 67V66H247ZM4 68H2V70L4 69ZM18 68V67H17ZM16 67H15V69H17ZM41 68V67H40ZM90 68H92V67H90ZM94 68H95V66H94ZM93 68V69H94ZM105 68V67H104ZM117 68V67H116ZM148 68V67H147ZM150 68V67H149ZM158 68V67H157ZM171 68V67H170ZM218 68H219V66H218ZM217 68V69H218ZM223 68V67H222ZM244 68V67H243ZM246 68V67H245ZM254 68V67H253ZM263 68V67H262ZM25 70H26V68H24ZM96 69V68H95ZM108 69V68H107ZM129 69V68H128ZM127 69V70H128ZM133 69V68H132ZM153 69V68H152ZM151 69V70H152ZM156 69V68H155ZM160 69V68H159ZM167 69V68H166ZM193 69H194V67H193ZM197 69V68H196ZM204 69V68H203ZM211 69V68H210ZM217 69H216V71H217ZM239 69V68H238ZM18 70H20V69H18ZM131 70V69H130ZM149 71H150V69H148ZM163 70V69H162ZM170 70V69H169ZM175 70V69H174ZM188 70H189V67H188ZM207 70V69H206ZM209 70V69H208ZM222 70V69H221ZM228 70V69H227ZM234 70V69H233ZM237 70V69H236ZM235 70V71H236ZM241 70V69H240ZM240 70H239V72H240ZM249 70V69H248ZM261 70V69H260ZM8 71V70H7ZM6 71V72H7ZM22 71V70H21ZM24 71V70H23ZM30 71H31V69H30ZM102 71V70H101ZM141 71V70H140ZM145 71V70H144ZM154 71V70H153ZM176 71V70H175ZM198 71H200V70H198ZM255 71H257L258 72V70H255ZM5 72V71H4ZM9 72V71H8ZM28 72V71H27ZM32 72V71H31ZM30 72V73H31ZM35 72V71H34ZM33 72V73H34ZM41 72V71H40ZM88 71H86V73H87ZM92 72V71H91ZM99 72V71H98ZM107 72H108V70H107ZM115 72H116V70H115ZM130 72V71H129ZM133 72V71H132ZM137 72V71H136ZM146 72H147V70H146ZM158 72V71H157ZM160 72V71H159ZM185 72V71H184ZM226 72V71H225ZM237 72V71H236ZM244 72H245V70H244ZM256 72V73H257ZM263 72V71H262ZM261 72V73H262ZM16 73H17V71H16ZM21 74H22V72H20ZM25 73H26V71H25ZM96 73V72H95ZM101 73V72H100ZM139 73V72H138ZM153 73V72H152ZM155 73V72H154ZM170 73V72H169ZM172 73V72H171ZM179 73V72H178ZM183 73V72H182ZM191 73V72H190ZM216 73H218V72H216ZM220 73V72H219ZM230 73V72H229ZM231 73H233V72H231ZM252 73V72H251ZM1 74L3 75L4 73H2L1 72ZM14 74H15V72H14ZM28 74H29V72H28ZM32 74V73H31ZM51 74H50V76H48V77H51ZM74 74V75H73ZM89 74H90V72H89ZM99 74V73H98ZM96 75V76H99V75ZM104 74H105V72H104ZM181 74V73H180ZM194 74V73H193ZM198 74V73H197ZM205 74V73H204ZM222 74V73H221ZM225 74V73H224ZM234 74V73H233ZM236 74V73H235ZM234 74V75H235ZM260 74V73H259ZM8 75H10V74H8ZM18 75V74H17ZM35 75V74H34ZM44 75V74H43ZM92 75V77H93V74H91ZM101 75H102V73H101ZM106 75V74H105ZM104 75V76H105ZM110 75V74H109ZM195 75V74H194ZM220 75V74H219ZM223 75V74H222ZM255 75V74H254ZM22 76H23V74H22ZM29 76V75H28ZM27 76V77H28ZM53 76L51 77L52 79H53ZM73 76H76L75 78H73ZM88 76V75H87ZM95 76V75H94ZM95 76V77H96ZM103 76V77H104ZM113 76V75H112ZM118 76V75H117ZM148 76V75H147ZM158 76H159V74H158ZM166 76H168V74L166 75ZM178 76V75H177ZM216 75H214V77H215ZM232 77H233V75H231ZM231 76H229V77H231ZM236 76V75H235ZM234 76V77H235ZM252 76V75H251ZM263 76H264V73H263ZM3 77H4V75H3ZM8 77V76H7ZM6 77V78H7ZM18 77V76H17ZM16 77V78H17ZM47 77V76H46ZM55 77V78H56ZM109 77V76H108ZM162 77V76H161ZM176 77V76H175ZM196 77V76H195ZM194 77V78H195ZM202 77V76H201ZM224 77V76H223ZM228 77V78H229ZM239 77V76H238ZM241 77H242V75H241ZM14 78V77H13ZM21 78V77H20ZM24 78V77H23ZM22 78V79H23ZM51 78L49 79V81L51 80ZM54 78V79H55ZM97 78V77H96ZM107 78V77H106ZM106 78H104V79H106ZM111 78V77H110ZM113 78H114V76H113ZM132 78V77H131ZM130 78V79H131ZM165 78V77H164ZM167 78V77H166ZM211 78V77H210ZM252 78V77H251ZM8 79H10V77L8 78ZM24 79H26V78H24ZM53 79V80H54ZM56 79V80H57ZM112 79V78H111ZM129 79V78H128ZM134 79V78H133ZM148 79V78H147ZM158 79V78H157ZM161 79V78H160ZM169 79V78H168ZM196 79V78H195ZM204 79V78H203ZM214 79V78H213ZM216 79V78H215ZM214 79V80H215ZM222 79V78H221ZM142 80H143V78H142ZM190 80V79H189ZM192 80V79H191ZM202 80V79H201ZM208 80V79H207ZM210 80V79H209ZM224 80H225V77H224ZM223 80V81H224ZM231 80V79H230ZM233 80V79H232ZM242 80H243V78H242ZM252 80V79H251ZM30 81V80H29ZM52 81V80H51ZM88 81V80H87ZM111 81V80H110ZM114 81V80H113ZM145 81V80H144ZM172 81H174L173 80V78H172ZM194 81V80H193ZM196 81H197V79H196ZM227 81H229V79L227 80ZM235 81V80H234ZM255 81L256 80H254V83H255ZM3 82H4V80H3ZM2 82V80L0 79V105H3V107H5V108H7V109H9V110H12L13 108H17V107H19V106H21L22 105V107L23 108H25L24 106H27L28 104V108H30L29 106L31 105V106H33V105H43V106H52L53 107V104H56V103H62V102H64V103H66L65 102V97H60L59 95H57V94H55V93H53L52 91H49V90H46L45 92L43 91H38V90H36V89H34V87H31L30 85H26L25 87H24V91H21V92H11V90L9 89V88H7V87H9L10 85L9 84H7V83H9V82H7L6 84L7 85H9V86H6V84L5 83H3ZM15 82V81H14ZM17 82H18V80H17ZM23 82V81H22ZM21 82V83H22ZM26 82V81H25ZM59 82V81H58ZM57 81H56V83H58ZM97 82H99V81H97ZM150 82V81H149ZM161 82V81H160ZM188 82V81H187ZM204 82V81H203ZM210 82V81H209ZM220 82V81H219ZM230 82V81H229ZM238 82V81H237ZM246 82V81H245ZM250 82V81H249ZM251 82H253V80L251 81ZM11 83V82H10ZM19 83V82H18ZM28 83H30V82H28ZM32 83V82H31ZM52 83H53V81H52ZM94 83V82H93ZM113 83V82H112ZM144 83V82H143ZM172 83V82H171ZM193 83V82H192ZM191 83V84H192ZM202 83V82H201ZM211 83V82H210ZM231 83V82H230ZM257 83H259V82H257ZM263 83V82H262ZM12 84V83H11ZM14 85H16L15 83H13ZM50 84V83H49ZM54 84V83H53ZM52 84V85H53ZM60 84V83H59ZM131 84V83H130ZM152 84V83H151ZM155 84V83H154ZM170 84V83H169ZM183 84V83H182ZM187 84V83H186ZM220 84V83H219ZM226 84H227V82H226ZM250 84V83H249ZM18 85V84H17ZM33 85V84H32ZM52 85H50L49 87H51ZM55 85V84H54ZM87 85V84H86ZM93 85V84H92ZM95 85V84H94ZM97 85H99V83L97 84ZM114 85H116V84H114ZM124 85V84H123ZM150 85V84H149ZM159 85H160V83H159ZM194 85V84H193ZM192 85V86H193ZM197 85V84H196ZM204 85V84H203ZM211 85V84H210ZM225 85V84H224ZM251 85V84H250ZM259 85H261L260 83H259ZM20 86V85H19ZM48 86V85H47ZM58 86V84H56V87ZM61 86V85H60ZM103 86V85H102ZM111 86V85H110ZM109 86V87H110ZM113 86V85H112ZM138 86V85H137ZM158 86V85H157ZM161 86V85H160ZM191 86V85H190ZM189 86V87H190ZM198 86V85H197ZM199 86H202V85H199ZM205 86V85H204ZM219 86V85H218ZM256 86V85H255ZM255 86H253V87H255ZM52 87H54V86H52ZM124 87V86H123ZM183 87V86H182ZM187 87V86H186ZM206 87V86H205ZM220 87V86H219ZM239 87V86H238ZM247 87V86H246ZM249 87V86H248ZM21 88H23V87H21ZM46 89H47V87H45ZM44 88V89H45ZM55 88V87H54ZM53 88V89H54ZM63 88V87H62ZM97 88V87H96ZM112 88V87H111ZM129 88V87H128ZM155 88H156V86H155ZM177 88H178V86H177ZM191 88H193V87H191ZM207 89H208V87H206ZM214 88V87H213ZM220 88H223V87H220ZM225 88H226V86H225ZM232 88H233V85H232ZM252 88V87H251ZM264 88V87H263ZM262 88V89H263ZM40 89V88H39ZM42 90H43V88H41ZM40 89V90H41ZM49 89V88H48ZM86 89V88H85ZM98 89V88H97ZM104 89V88H103ZM116 89V88H115ZM130 89V88H129ZM136 89V88H135ZM150 89V88H149ZM166 89H168V88H166ZM184 89H185V87H184ZM188 89V88H187ZM198 89V88H197ZM203 89V88H202ZM215 89V88H214ZM10 90V91H9ZM17 90H19V89H17ZM64 90V91H65ZM93 90V89H92ZM110 90V89H109ZM112 90V89H111ZM131 90V89H130ZM153 90V89H152ZM175 90V89H174ZM180 90V89H179ZM200 90V89H199ZM206 90V89H205ZM258 90V89H257ZM89 91V90H88ZM87 91V92H88ZM101 91V90H100ZM122 91V90H121ZM161 91V90H160ZM172 91V90H171ZM177 91V90H176ZM183 91V90H182ZM190 91V90H189ZM201 91V90H200ZM214 91H216V90H214ZM230 91V90H229ZM239 91V90H238ZM249 91H251V90H249ZM11 92V97H9L8 95H7V93H10ZM67 92V93H68ZM81 92V91H80ZM86 92V93H87ZM92 92H94V91H92ZM98 92H99V90H98ZM119 92V91H118ZM128 92V91H127ZM135 92H137V91H135ZM148 92V91H147ZM151 92H153V91H151ZM154 92H155V89H154ZM166 92V91H165ZM174 92V91H173ZM213 92V91H212ZM248 92V91H247ZM61 93V92H60ZM108 93V92H107ZM113 93H115V92H113ZM142 93V92H141ZM140 93V94H141ZM145 93V92H144ZM157 93V92H156ZM164 93V92H163ZM168 93V92H167ZM182 93V92H181ZM204 93V92H203ZM231 93V92H230ZM109 94V93H108ZM111 94V93H110ZM125 94V93H124ZM150 94V93H149ZM174 94V93H173ZM191 94V93H190ZM196 94V93H195ZM217 94H218V92H217ZM222 94V93H221ZM225 94V93H224ZM223 94V95H224ZM247 94H249V92L247 93ZM255 94V93H254ZM261 94V93H260ZM63 95H64V93H63ZM102 95H104V93L102 94ZM127 95H128V93H127ZM148 95V94H147ZM158 95V94H157ZM169 95V94H168ZM175 95H176V93H175ZM178 95H179V92H178ZM257 95V94H256ZM92 96V95H91ZM98 96V95H97ZM124 96V95H123ZM152 96V95H151ZM155 96V95H154ZM160 96V95H159ZM158 96V97H159ZM216 96V95H215ZM214 96V97H215ZM218 96V95H217ZM216 96V97H217ZM233 96V95H232ZM243 96V95H242ZM244 96H245V94H244ZM248 96V95H247ZM94 97V96H93ZM95 97H96V95H95ZM125 97V96H124ZM175 97V96H174ZM179 97V96H178ZM177 97V98H178ZM188 97V96H187ZM194 97V96H193ZM196 97V96H195ZM206 97V96H205ZM237 97V96H236ZM235 97V98H236ZM249 97V96H248ZM98 98V97H97ZM110 98H111V96H110ZM113 98V97H112ZM117 98V97H116ZM115 98V99H116ZM127 98V97H126ZM182 98V97H181ZM198 98H200V100H201V97H198ZM202 98H203V96H202ZM222 98V97H221ZM225 98H227V96L225 97ZM252 98V97H251ZM85 99V98H84ZM93 99V98H92ZM95 99V98H94ZM93 99V100H94ZM144 99V98H143ZM152 99V98H151ZM155 99V98H154ZM157 99V98H156ZM166 100H167V98H165ZM170 99V98H169ZM182 99H184V98H182ZM208 99V98H207ZM223 99V98H222ZM221 99V100H222ZM238 99V98H237ZM236 99V100H237ZM250 99V98H249ZM66 100H67V97H66ZM86 100V99H85ZM101 100V98L99 99V101ZM107 100V99H106ZM120 100H121V98H120ZM124 100V99H123ZM149 100V99H148ZM176 100V99H175ZM177 100H179V99H177ZM192 100H195V99H192ZM209 100V99H208ZM211 100H212V98H211ZM223 100H225V99H223ZM222 100V101H223ZM231 100V99H230ZM235 100V99H234ZM244 100V99H243ZM255 100V99H254ZM257 100V99H256ZM70 101V100H69ZM73 101V100H72ZM99 101H97L96 100V102H99ZM144 101H146V100H144ZM189 101H191V100H189ZM196 101V100H195ZM222 101H220V102H222ZM239 101H240V99H239ZM245 101V100H244ZM259 101V100H258ZM264 101V100H263ZM71 102V101H70ZM110 102V101H109ZM108 102V103H109ZM112 102V101H111ZM118 102V101H117ZM143 102V101H142ZM147 102V101H146ZM152 102V101H151ZM156 102H157V100H156ZM198 102V101H197ZM211 102V101H210ZM213 102V101H212ZM224 102V101H223ZM222 102V103H223ZM230 102V101H229ZM228 102V103H229ZM231 102H232V100H231ZM255 102V101H254ZM261 102V101H260ZM92 103V102H91ZM113 103V102H112ZM139 103H140V101H139ZM165 103H167V102H165ZM170 103V102H169ZM173 103V102H172ZM175 103V102H174ZM208 103V102H207ZM236 103H237V101H236ZM235 103V104H236ZM242 103H243V101H242ZM85 104H86V102H85ZM95 104V103H94ZM101 104V103H100ZM111 104V103H110ZM109 104V105H110ZM157 104V103H156ZM178 104V103H177ZM186 104V102L183 104V106ZM191 104V103H190ZM197 104V103H196ZM199 104H200V101H199ZM214 104V103H213ZM220 104V103H219ZM57 105V104H56ZM137 105H139V104H137ZM161 105H163L162 103H161ZM160 105V106H161ZM198 105V104H197ZM205 105V104H204ZM212 105V104H211ZM229 105V104H228ZM57 106H59V105H57ZM56 106V107H57ZM75 106V105H74ZM132 106V105H131ZM182 106V107H183ZM186 106V105H185ZM188 106V105H187ZM221 106V105H220ZM223 106H224V104H223ZM222 106V107H223ZM230 106V105H229ZM245 106V105H244ZM255 106V105H254ZM264 106V105H263ZM21 107V108H22ZM34 107V106H33ZM32 107V108H33ZM55 107V106H54ZM67 107V106H66ZM80 107V106H79ZM78 107V108H79ZM87 107V106H86ZM99 107V106H98ZM148 107V106H147ZM162 107V106H161ZM174 107H175V105H174ZM208 107H210V106H208ZM215 107V106H214ZM4 108V109H5ZM20 108V107H19ZM76 109H77V107H75ZM112 108V107H111ZM168 108V107H167ZM180 108V107H179ZM194 108V107H193ZM201 108V107H200ZM213 108V107H212ZM243 108V107H242ZM246 108V107H245ZM255 108H257V107H255ZM3 109V110H4ZM25 109H27V108H25ZM45 109V108H44ZM50 109V108H49ZM55 109V108H54ZM57 109V108H56ZM60 109H62V107L60 108ZM66 109V108H65ZM86 109V108H85ZM91 109V108H90ZM125 109V108H124ZM158 109V108H157ZM156 109V110H157ZM172 109V108H171ZM170 109V110H171ZM182 109V108H181ZM189 109V108H188ZM214 109V108H213ZM218 109V108H217ZM231 109V108H230ZM239 109V108H238ZM260 109H261V106H260ZM259 109V110H260ZM15 110V109H14ZM14 110H12L11 112H13ZM58 110V109H57ZM81 110V109H80ZM80 110H78V111H80ZM102 110H104V109H102ZM110 110V109H109ZM120 110V109H119ZM122 110V109H121ZM129 110V109H128ZM146 110V109H145ZM153 110V109H152ZM163 110H164V108H163ZM177 110H178V108H177ZM198 110V109H197ZM227 110V109H226ZM1 111V110H0ZM6 111V110H5ZM25 111V110H24ZM28 111V110H27ZM31 111V110H30ZM38 111V110H37ZM51 111V110H50ZM55 111V110H54ZM71 111H72V109H71ZM83 111V110H82ZM85 111V110H84ZM101 111V110H100ZM114 111V110H113ZM123 111V110H122ZM126 111V110H125ZM135 111V110H134ZM147 111V110H146ZM155 111V110H154ZM153 111V112H154ZM161 111V110H160ZM185 111V110H184ZM191 111V110H190ZM196 111V110H195ZM206 111V110H205ZM254 111V110H253ZM10 112V111H9ZM9 112H7L6 111V113H9ZM44 112V111H43ZM52 112V111H51ZM59 112V111H58ZM58 112H57V114H58ZM81 112V111H80ZM89 112V111H88ZM112 112V111H111ZM148 112V111H147ZM162 112V111H161ZM169 112V111H168ZM175 112H177V111H175ZM196 112H198V111H196ZM200 112V111H199ZM204 112V111H203ZM263 112V111H262ZM2 113V112H1ZM14 113V112H13ZM35 113V112H34ZM33 113V114H34ZM53 113V112H52ZM98 113H100V112H98ZM118 113V112H117ZM128 113V112H127ZM163 113V112H162ZM179 113V112H178ZM185 113V112H184ZM194 113V112H193ZM192 113V114H193ZM214 113V112H213ZM216 113V112H215ZM222 113V112H221ZM237 113V112H236ZM235 113V114H236ZM254 113V112H253ZM16 114V113H15ZM14 114V115H15ZM31 114V113H30ZM48 114V113H47ZM74 114V113H73ZM88 114V113H87ZM94 114V113H93ZM113 114V113H112ZM116 114V113H115ZM147 114V113H146ZM145 114V115H146ZM159 114V113H158ZM157 114V115H158ZM176 114V113H175ZM191 114V115H192ZM198 114V113H197ZM207 114H208V112H207ZM220 114V113H219ZM232 114V113H231ZM248 114V113H247ZM246 114V115H247ZM6 115V114H5ZM13 115V116H14ZM19 115V114H18ZM36 115V114H35ZM53 115V114H52ZM75 115V114H74ZM86 115V114H85ZM92 115V114H91ZM105 115V114H104ZM126 115V112H122L120 115H118V116H116L115 118H112L113 120V122L115 123V122H118V121H122L123 119H124V116ZM136 115V114H135ZM144 115V116H145ZM169 115H170V113H169ZM182 115V114H181ZM185 116L187 115L186 113L184 114ZM206 115V114H205ZM209 115V114H208ZM211 115H213V114H211ZM228 115V114H227ZM244 115V114H243ZM259 115H260V112H259ZM2 116V115H1ZM7 116V115H6ZM12 116V117H13ZM17 116V115H16ZM31 116V115H30ZM47 116V115H46ZM59 116V115H58ZM83 116V115H82ZM81 116V117H82ZM105 116H107V115H105ZM113 116V115H112ZM137 116V115H136ZM161 116V115H160ZM164 116V115H163ZM177 116H178V114H177ZM180 116V115H179ZM184 116V117H185ZM188 116H190V115H188ZM201 116V115H200ZM237 116H238V114H237ZM262 116V115H261ZM29 117V116H28ZM47 117H49V116H47ZM70 117H72V116H70ZM91 117V116H90ZM108 117V116H107ZM138 117V116H137ZM157 117V116H156ZM173 117V116H172ZM183 117V116H182ZM193 117V116H192ZM199 117V116H198ZM208 117V116H207ZM219 117V116H218ZM230 117H232V116H230ZM236 117V116H235ZM239 117V116H238ZM247 117V116H246ZM24 118V117H23ZM33 118V117H32ZM66 119H67V117H65ZM74 118V117H73ZM84 118V117H83ZM98 118V117H97ZM101 118V117H100ZM103 118V117H102ZM101 118V119H102ZM105 118V117H104ZM126 118V117H125ZM144 118V117H143ZM147 118H149V117H147ZM153 118V117H152ZM161 118H163V117H161ZM180 118V117H179ZM214 118V117H213ZM217 118V117H216ZM215 118V119H216ZM233 118V117H232ZM259 118V117H258ZM257 118V119H258ZM7 119V118H6ZM8 119L10 120L11 119V116H9L8 117ZM17 119V118H16ZM21 119V118H20ZM62 119V118H61ZM108 119V118H107ZM134 119V118H133ZM168 119V118H167ZM177 119V118H176ZM181 119V118H180ZM185 119V118H184ZM206 119V118H205ZM228 119V118H227ZM243 119H245V118H243ZM253 119H254V117H253ZM256 119V120H257ZM24 120V119H23ZM36 120L37 121H43V118L41 117V116H37L36 117ZM46 120V119H45ZM44 120V121H45ZM48 120H50L49 118H48ZM54 121H55V119H53ZM86 120V119H85ZM92 120V119H91ZM132 120V119H131ZM143 120H145V119H143ZM190 120V119H189ZM192 120V119H191ZM217 120H219L218 118H217ZM222 120V119H221ZM54 121H52V123L54 122ZM66 121V120H65ZM81 121H82V119H81ZM128 121V120H127ZM163 121V120H162ZM183 121V120H182ZM188 121V120H187ZM202 121V120H201ZM201 121H199V122H201ZM216 121V120H215ZM242 121V120H241ZM245 121V120H244ZM243 121V122H244ZM249 121V120H248ZM255 121V120H254ZM12 122H13V125H12V129H11V133L8 135V137H6L7 135H4L3 136V134H1L0 135V161H3V160H7V158L9 159V158H11L12 160H18V163H21V165L22 166H24V168L25 167H27L28 169H31L33 172H34V175H35V173H36V176L38 175H40L41 177H43V179H45V177H44V175L45 174H49L50 172H57V171H59L60 169H62L64 166H65V164L63 163L64 161H59V160H57L53 155H52V153L53 154H55L53 151H60V152H62V151H65V150H67V146L69 147V146H71V145H74V149L75 150H77V149H79L80 147H79V145H88V143H96L95 142V139L97 138V137H99V135L101 134V133H103V131L104 130H101L100 129V131L97 133V135L95 134V136H94V138L92 139L90 136H89V134L87 135V134H81V132H80V128L78 129L79 130V132L80 133H78V132H70V131H68V130H65L64 128H61L62 127V125H61V127L60 126H55V127H52L51 125V134L49 135L50 136V138L47 140V138L45 139L43 136H41V135H39V134H37V133H35L34 131H32L30 128H28V127H26L25 126V124H23L21 121H16V120H12ZM33 122H34V120H33ZM36 122V121H35ZM34 122V123H35ZM59 122H61V121H59ZM103 122V121H102ZM106 122V121H105ZM152 122H153V119H152ZM175 122H177V120L175 121ZM180 122V121H179ZM194 122V121H193ZM198 122V121H197ZM213 122V121H212ZM217 122V121H216ZM226 122H227V120H226ZM238 122V121H237ZM259 122V121H258ZM34 123H32V124H34ZM43 123V122H42ZM47 123V122H46ZM99 123H101L100 121H99ZM158 123V122H157ZM157 123H156V125H157ZM165 123V122H164ZM181 123V122H180ZM179 123V124H180ZM184 123V122H183ZM183 123H182V125H183ZM186 123H188V122H186ZM185 123V124H186ZM190 123V122H189ZM205 123V122H204ZM220 123H223V122H220ZM235 123V122H234ZM257 123V122H256ZM4 124V123H3ZM54 124V123H53ZM95 124V123H94ZM127 124V123H126ZM121 125V126H118V128L117 129H115V131H118L119 132V134H118V132H115L114 134H113V139H114V143L111 145V143H109L107 146H106V148H103V149H101L100 151H95L94 152V154H92L91 152L89 153V159H87L88 161H87V165L85 166L86 167V169L89 171L87 174H89L90 173V177H92V179H94L95 181H97L98 183H100V184H102L103 183V185H104V183H112V184H114L115 182L117 183H119L121 186H128V185H131V184H133L134 182H140L141 184H143V185H145V182H147V181H153V182H169V179H171V178H169V173H168V171L166 170V168L165 167H173L174 166V168H175V174H173V173H171V175L173 174L174 176H175V181H173V182H177V186L176 187H174L173 188V191H172V193H173V195L174 196H177V197H179V196H183V197H185V196H188V195H191L192 194V190H193V188H194V186L196 185V182L193 180V178H195V177H193V171H196V172H198V171H201V173H204V174H202V176L204 175L206 178H205V182H208V185L209 184H211L210 186H213V188H211V189H216V191L217 190H220V191H224V190H227V189H229V185H230V181L232 182V181H234V182H236L231 176L230 177H228V176H226V174H224L223 172H221L220 170H222L221 168H223L222 167V163L224 162V165H225V170H234V169H236L237 168V166H239V164H236V162L232 159H229L230 157H227L226 155H224L223 154V152L224 151H222V149H223V145H222V147L219 149V159H220V162H221V168H219L220 170H218V169H216L215 168V166L213 165L214 163H213V161H212V159L211 160H207V163H205L204 162V164L203 165H200L199 164V161L198 160H196V158H198V156H200V154H201V152H197V151H195L196 150V146H194L195 145V141L194 140H197L196 138V136H192L191 138H189V140H187L186 138V142L185 141H181V138H182V136H173L172 134H173V131L172 130H174V128L172 129V127H171V129L169 130V128H167V129H165L164 131H163V135L160 137L161 139L157 142V143H155L154 145H153V147L152 148H154V150L152 151V152H148V153H145V152H143V153H141L142 155H140V157H138V158H140L137 162H135L134 164H132V165H130V167L125 171V170H122V169H120V167H118V165H117V161L118 160H116L117 158L115 157L116 155H117V152L115 151L116 149L118 150V148H120L122 145H124V144H122L123 142H124V140L129 136V128H128V126L127 125ZM171 124V123H170ZM172 124H175V123H173L172 122ZM177 124V123H176ZM203 124V123H202ZM208 124V123H207ZM216 124V123H215ZM214 124V125H215ZM226 124V123H225ZM261 124V123H260ZM1 125V124H0ZM11 125V124H10ZM31 125V124H30ZM36 125V124H35ZM43 125V124H42ZM70 125V124H69ZM72 125V124H71ZM70 125V126H71ZM86 125V124H85ZM88 125V124H87ZM96 125V124H95ZM94 125V126H95ZM194 125V124H193ZM196 125V124H195ZM198 125V124H197ZM201 125V124H200ZM212 125V124H211ZM217 125V124H216ZM219 125V124H218ZM231 125V124H230ZM236 125V124H235ZM258 125V124H257ZM256 125V126H257ZM32 126V125H31ZM30 126V127H31ZM81 126H82V123H81ZM103 126V125H102ZM139 126V125H138ZM155 126V125H154ZM174 126V125H173ZM184 126V125H183ZM187 126V125H186ZM206 126V125H205ZM208 126V125H207ZM207 126H206V128H207ZM220 126V125H219ZM239 126V125H238ZM262 126V125H261ZM60 127V128H59ZM80 127V126H79ZM87 127V126H86ZM85 127V128H86ZM91 127V126H90ZM89 127V128H90ZM92 127H93V125H92ZM110 127V126H109ZM133 127V126H132ZM152 127H153V125H152ZM175 127V126H174ZM190 127V126H189ZM189 127L188 128H186V129H189ZM197 128L199 127V126H196ZM210 127V126H209ZM221 127H222V125H221ZM227 127H229V126H227ZM242 127H243V125H242ZM241 127V128H242ZM246 127V126H245ZM248 127V126H247ZM251 127V126H250ZM10 127H8V129H9ZM45 128V127H44ZM43 128V129H44ZM106 128V127H105ZM163 128V127H162ZM191 128V127H190ZM196 128V129H197ZM233 128H235L234 126H233ZM239 128V127H238ZM254 128V127H253ZM5 129V128H4ZM33 129V128H32ZM38 129H41V128H38ZM50 129V128H49ZM84 129V128H83ZM137 129V128H136ZM139 129V128H138ZM140 129H141V127H140ZM183 129V128H182ZM184 129H185V127H184ZM224 129V128H223ZM232 129V128H231ZM237 129V128H236ZM255 129V128H254ZM42 130V129H41ZM76 130V129H75ZM77 130V131H78ZM142 130V129H141ZM141 130H139V131H141ZM145 130V129H144ZM152 130H153V128H152ZM178 130V129H177ZM181 130V129H180ZM199 130H201V129H199ZM211 130H212V128H211ZM214 130V129H213ZM220 130H222V129H220ZM219 130V131H220ZM248 130H252V129H248ZM258 130V129H257ZM40 131V130H39ZM90 131V130H89ZM94 131V130H93ZM112 131V130H111ZM159 131V130H158ZM172 131V132H171ZM183 131V130H182ZM181 131V132H182ZM190 131H192V129L190 130ZM202 131V130H201ZM207 131V130H206ZM205 131V132H206ZM226 131V130H225ZM231 131V130H230ZM236 131V130H235ZM253 131V130H252ZM263 131V130H262ZM2 132V131H1ZM47 132V131H46ZM83 132V131H82ZM96 132V131H95ZM145 132V131H144ZM144 132H143V134H144ZM151 132V131H150ZM157 132V131H156ZM170 132L172 133V134H170ZM199 132V131H198ZM204 132V133H205ZM212 132V131H211ZM223 132V131H222ZM233 132V131H232ZM238 132V131H237ZM242 133L241 134H243V131H241ZM255 132V131H254ZM40 133V132H39ZM49 133V132H48ZM91 133V132H90ZM110 133V132H109ZM134 133V132H133ZM142 133V132H141ZM176 133V132H175ZM177 133H178V131H177ZM188 133V132H187ZM193 133V132H192ZM201 133V132H200ZM216 133H218V132H216ZM235 132H233V134H234ZM256 133V132H255ZM41 134V133H40ZM93 134V133H92ZM118 134V135H117ZM150 134V133H149ZM156 134V133H155ZM154 134V135H155ZM179 134V133H178ZM188 134H190V133H188ZM202 134V133H201ZM220 134H221V132H220ZM229 134V133H228ZM232 134V135H233ZM240 134V135H241ZM248 134V133H247ZM250 134H252V133H250ZM258 134V133H257ZM263 134V133H262ZM261 134V135H262ZM46 135V134H45ZM94 135V134H93ZM112 135V134H111ZM139 135V134H138ZM161 135V134H160ZM196 135V134H195ZM198 135V134H197ZM205 135V134H204ZM212 135V134H211ZM216 135H218V134H216ZM227 135V134H226ZM259 135V134H258ZM47 136H48V134H47ZM108 136V135H107ZM131 136V135H130ZM184 136V135H183ZM203 136V135H202ZM223 136H225V135H223ZM229 136V135H228ZM248 136V135H247ZM257 136V135H256ZM141 137H142V135H141ZM147 137V136H146ZM209 137H211V136H209ZM208 137V138H209ZM219 137H220V135H219ZM232 137V136H231ZM234 137V136H233ZM237 137V136H236ZM264 137V136H263ZM101 138V137H100ZM131 138V137H130ZM151 138V137H150ZM153 138V137H152ZM154 138H156V137H154ZM158 138V137H157ZM205 138V137H204ZM208 138H206V139H208ZM212 138V137H211ZM224 138V137H223ZM222 138V139H223ZM225 138H227L226 136H225ZM229 138V137H228ZM98 139V138H97ZM135 139V138H134ZM140 139V138H139ZM147 139V138H146ZM214 139V138H213ZM228 140V139H227ZM229 140H230V138H229ZM232 140V139H231ZM230 140V142H232ZM233 140H234V138H233ZM263 140V139H262ZM94 141V142H93ZM108 141V140H107ZM132 141V140H131ZM139 141V140H138ZM156 140L154 139V142H155ZM213 141V140H212ZM212 141H210V142H212ZM217 141V140H216ZM215 141V142H216ZM218 141H219V139H218ZM225 141V140H224ZM239 141V140H238ZM249 141V140H248ZM256 141V140H255ZM259 141V140H258ZM99 142H101V141H99ZM128 142V141H127ZM137 142V141H136ZM145 142V141H144ZM149 142H151V141H149ZM204 142V141H203ZM209 142V141H208ZM251 142V141H250ZM261 142V141H260ZM26 144L27 146H29L30 148H33V150L35 149L36 151H38L37 153H28L26 150H25V147H23L22 145L23 144ZM206 144H209V143H207V142H205ZM238 143V142H237ZM263 143V142H262ZM68 144H71V145H68ZM198 144V143H197ZM203 145H204V143H202ZM218 144V143H217ZM222 144V143H221ZM227 144V143H226ZM231 144V143H230ZM239 145H241L240 143H238ZM98 145V144H97ZM102 145V144H101ZM137 145V144H136ZM216 145V144H215ZM248 145V144H247ZM252 145V144H251ZM90 146V145H89ZM88 146V147H89ZM152 146V145H151ZM211 146V145H210ZM219 146V145H218ZM221 146V145H220ZM249 146V145H248ZM255 146V145H254ZM73 147V146H72ZM100 147V146H99ZM124 147V146H123ZM144 147V146H143ZM215 147V146H214ZM213 147V148H214ZM229 147H231V146H229ZM236 147H238V146H236ZM243 147H245V146H243ZM264 147V146H263ZM91 148V147H90ZM92 148H93V146H92ZM102 148V147H101ZM200 148V147H199ZM204 148V147H203ZM233 148H235V145H234V147ZM232 148V149H233ZM250 148V147H249ZM71 149V148H70ZM86 149H87V147H86ZM95 149V148H94ZM129 149V148H128ZM134 149V148H133ZM132 149V150H133ZM146 150H147V146H146V148H145ZM145 149H144V151H145ZM205 149V148H204ZM248 149V148H247ZM252 149V148H251ZM257 149V148H256ZM259 149V148H258ZM123 150V149H122ZM138 150H139V148H138ZM206 150V149H205ZM210 150V149H209ZM216 150V149H215ZM215 150H214V152H215ZM230 150V149H229ZM228 150V151H229ZM236 150V149H235ZM253 150V149H252ZM263 150V149H262ZM72 151V150H71ZM79 151H81V149L79 150ZM85 151V150H84ZM87 151V150H86ZM91 151V150H90ZM149 151V150H148ZM201 151V150H200ZM233 151V150H232ZM238 151H240V150H238ZM253 151H256V150H253ZM252 151V152H253ZM261 151V150H260ZM67 152H68V150H67ZM77 152V151H76ZM130 152V151H129ZM217 152V151H216ZM225 152H227V151H225ZM237 152V151H236ZM258 152V151H257ZM59 153V152H58ZM72 153V152H71ZM86 153V152H85ZM145 153V154H144ZM202 153H204V152H202ZM207 153V152H206ZM213 153V152H212ZM211 153V154H212ZM240 153V152H239ZM244 153V152H243ZM246 153V152H245ZM260 153V152H259ZM123 154H124V152H123ZM137 154V153H136ZM234 154H236L235 153V151H234ZM242 154V153H241ZM261 154V153H260ZM59 155V154H58ZM70 155V154H69ZM72 155V154H71ZM127 155V154H126ZM209 155V154H208ZM232 155V154H231ZM240 155V154H239ZM238 155V156H239ZM243 155V154H242ZM249 155V154H248ZM250 155H252V154H250ZM77 156H79V154L77 155ZM131 156V155H130ZM138 156V155H137ZM218 156V155H217ZM216 156V157H217ZM230 156V155H229ZM236 156V155H235ZM235 156H233V157H235ZM241 156V155H240ZM68 157V156H67ZM207 157V156H206ZM214 157V156H213ZM243 157H245V156H243ZM263 157V156H262ZM65 158V157H64ZM73 158V157H72ZM80 158H81V156H80ZM131 158V157H130ZM201 158V157H200ZM204 158V157H203ZM237 158V157H236ZM247 158V157H246ZM128 159H129V157H128ZM202 159V158H201ZM218 159V160H219ZM239 159V158H238ZM73 160V159H72ZM130 160V159H129ZM244 160V159H243ZM254 160V159H253ZM264 160V159H263ZM67 161V160H66ZM124 161V160H123ZM238 161V160H237ZM249 161V160H248ZM252 161V160H251ZM6 162H9V160L8 161H6ZM5 162V163H6ZM13 162V161H12ZM11 162V163H12ZM16 162V161H15ZM69 162V161H68ZM83 162V161H82ZM119 162V161H118ZM240 162V161H239ZM264 162V161H263ZM4 163V162H3ZM66 163V162H65ZM244 163V162H243ZM250 163V162H249ZM10 164V163H9ZM17 166H18V164H17V162L15 163ZM69 164H71V163H69ZM218 164H220V163H218ZM242 164V163H241ZM20 165V164H19ZM126 165V164H125ZM128 165V164H127ZM126 165V166H127ZM0 166H1V164H0ZM10 166V165H9ZM21 166V167H22ZM70 166V165H69ZM74 166V165H73ZM245 166V165H244ZM249 166V165H248ZM251 166V165H250ZM2 167V166H1ZM0 167V168H1ZM4 167V166H3ZM8 167V166H7ZM6 166L4 167V168H7ZM12 167V166H11ZM16 167V166H15ZM19 167V166H18ZM164 167V168H163ZM171 167V168H172ZM255 167H256V165H255ZM4 168H2V169H4ZM20 168V167H19ZM41 168H42V170H43V168L44 169H47V168H49V170L48 171H50V172H45V174L43 173V171L41 170ZM84 168V167H83ZM127 168V167H126ZM242 168V167H241ZM248 168H250V167H247V169ZM8 169V168H7ZM6 169V170H7ZM16 169V168H15ZM69 169V168H68ZM77 169V168H76ZM170 169V168H169ZM168 169V170H169ZM240 169V168H239ZM246 169V168H245ZM9 170H10V168H9ZM16 170H18V169H16ZM23 170V169H22ZM63 170V169H62ZM61 170V171H62ZM198 170V171H197ZM252 170V169H251ZM250 170V171H251ZM13 171V170H12ZM18 171H21V169H19ZM123 171V172H122ZM169 171H171V170H169ZM171 171V172H172ZM228 171V172H229ZM253 171V170H252ZM22 172V171H21ZM55 172V173H56ZM72 172V171H71ZM74 172H75V170H74ZM241 172H242V170H241ZM59 174H60V172H58ZM66 173H68V172H66ZM111 173L112 174H114L115 176L114 177H116V179L114 178V177H112L111 176ZM198 173H200V172H198ZM200 173V174H201ZM234 173V172H233ZM18 174H20V172H18ZM17 174V175H18ZM57 174V173H56ZM62 174V173H61ZM72 174V173H71ZM81 174V173H80ZM86 174V175H87ZM235 174V173H234ZM248 174V173H247ZM246 174V175H247ZM252 174V173H251ZM15 175V174H14ZM64 175H65V172H64ZM82 175V177L83 176H85V175H83V174H81ZM196 175H197V173H196ZM18 176H20V175H18ZM37 176V177H38ZM59 176V177H58ZM56 175V177H58L59 179L56 181V182H49L50 180H47L48 178H47V176H46V178L47 179H45L46 181V183H44V184H46V185H44L41 181V184L42 185H44V187L45 188H47V191L53 196V197H55L53 200H55V199H58V194H59V192H60V190H61V185H62V180L60 179L61 177H60V175ZM63 176V175H62ZM108 176H111L112 177V179L114 178V181L112 180V179H110ZM236 176V175H235ZM251 176V175H250ZM86 177V176H85ZM87 177H88V175H87ZM243 177V176H242ZM50 178V177H49ZM62 178H65L64 176L62 177ZM78 178V177H77ZM76 178V179H77ZM192 178V179H191ZM199 178V177H198ZM201 178V177H200ZM198 179V180H201V179ZM241 178V177H240ZM42 178H41V180H43ZM53 179H54V177H53ZM57 179V178H56ZM55 179V180H56ZM69 179H71L70 177H69ZM80 179H81V176H80ZM197 179V178H196ZM245 179V178H244ZM248 179V178H247ZM251 179V178H250ZM26 180V179H25ZM54 180V181H55ZM81 180H83V179H81ZM85 180V179H84ZM88 180H89V178H88ZM182 181V182H184V183H182L183 185L181 186V185H178V183L180 182V181ZM203 180V179H202ZM201 180V181H202ZM253 180V179H252ZM44 181V180H43ZM72 181V180H71ZM179 181V182H178ZM238 181V180H237ZM29 182V181H28ZM49 182V183H48ZM86 182V181H85ZM172 182V183H173ZM33 183V182H32ZM70 183V182H69ZM75 183V182H74ZM93 183V182H92ZM115 183V184H116ZM241 183V182H240ZM250 183V182H249ZM253 183V182H252ZM71 184H72V182H71ZM76 184V183H75ZM83 184H84V182H83ZM90 184H91V182H90ZM135 184V183H134ZM149 184V183H148ZM167 184V183H166ZM203 184V183H202ZM23 185V184H22ZM22 185H20V187L22 186ZM29 185V184H28ZM79 185V184H78ZM87 185V184H86ZM96 185V184H95ZM108 185V184H107ZM163 185V184H162ZM198 186L200 185V184H197ZM207 185V186H208ZM233 185V184H232ZM234 185H236V183L234 184ZM244 185V184H243ZM64 186H65V184H64ZM72 186V185H71ZM74 186V185H73ZM105 186V185H104ZM114 186H116V185H114ZM141 186V185H140ZM167 186V185H166ZM238 186V185H237ZM26 187V186H25ZM32 187V186H31ZM36 187V186H35ZM34 187V188H35ZM43 187V188H44ZM67 187V186H66ZM69 187V186H68ZM92 187V186H91ZM113 187V186H112ZM130 187V186H129ZM206 187V186H205ZM240 187V186H239ZM238 187V188H239ZM244 187V186H243ZM15 188H16V186H15ZM19 188V187H18ZM23 188V187H22ZM27 188V187H26ZM37 188V187H36ZM63 188V187H62ZM69 188H72V187H69ZM116 188V187H115ZM119 188V187H118ZM122 188V187H121ZM139 188V187H138ZM151 188V187H150ZM156 188V187H155ZM204 188V187H203ZM237 188V189H238ZM240 188H242V187H240ZM246 188V187H245ZM28 189V188H27ZM38 189V188H37ZM101 189V188H100ZM103 189V188H102ZM117 189V188H116ZM171 189V188H170ZM196 189H197V186H196ZM208 189H210V188H208ZM20 190H21V188H20ZM23 190V189H22ZM25 190V189H24ZM65 190V189H64ZM69 190H71V189H69ZM242 190H244V189H242ZM242 190H238V191H242ZM29 192H30V190H28ZM31 191H34V190H32L31 189ZM96 191V190H95ZM115 191V190H114ZM119 191V190H118ZM130 191V190H129ZM140 191V190H139ZM194 191H195V189H194ZM237 191V190H236ZM6 192V191H5ZM4 192V193H5ZM46 192V191H45ZM63 192V191H62ZM66 192V191H65ZM136 192H138V191H136ZM146 192V191H145ZM167 192V191H166ZM199 192V191H198ZM210 191H208V193H209ZM235 192V191H234ZM239 192V193H240ZM3 193V192H2ZM1 193V194H2ZM14 193V192H13ZM25 193V192H24ZM27 193V192H26ZM34 193H35V191H34ZM109 193V192H108ZM156 193V192H155ZM164 193V192H163ZM197 193V192H196ZM202 193H203V190H202ZM220 193H222L223 194V192H220ZM242 193V192H241ZM7 194V193H6ZM61 194V193H60ZM97 194V193H96ZM198 194H200V193H198ZM195 195V196H199V195ZM248 194V193H247ZM12 195H14V194H12ZM30 195H32V194H30ZM38 195V194H37ZM63 195H64V193H63ZM66 195V194H65ZM64 195V196H65ZM105 195V194H104ZM114 195V194H113ZM140 195V194H139ZM151 195V194H150ZM156 195H158V194H156ZM156 195H155V197H156ZM169 195V194H168ZM203 195V194H202ZM4 196V195H3ZM15 196V195H14ZM27 196H28V194H27ZM39 196V195H38ZM68 196V195H67ZM102 196V195H101ZM137 196V195H136ZM147 196V195H146ZM170 196V195H169ZM5 197V196H4ZM4 197H3V199H4ZM52 197V198H53ZM69 197V196H68ZM125 197V196H124ZM128 197H129V195H128ZM145 197V196H144ZM143 197V198H144ZM172 197V196H171ZM193 197V196H192ZM214 197V196H213ZM38 198V197H37ZM66 198V197H65ZM108 198V197H107ZM117 198H118V196H117ZM133 198V197H132ZM146 198V197H145ZM188 198V197H187ZM235 198V197H234ZM238 198V197H237ZM2 199V198H1ZM31 199H33V198H31ZM121 199V198H120ZM123 199V198H122ZM121 199V200H122ZM138 199V198H137ZM161 199V198H160ZM165 199H167V198H165ZM189 199V198H188ZM5 200V199H4ZM4 200H1V201H4ZM10 200V199H9ZM35 200V199H34ZM116 200V199H115ZM121 200H118V201H121ZM127 200V199H126ZM134 200V199H133ZM178 200H180V199H178ZM7 201V200H6ZM117 201V202H118ZM30 202V201H29ZM124 202V201H123ZM262 203H264V202H262ZM8 204V203H7ZM16 204V203H15ZM58 204H59V202H58ZM188 205V204H187ZM8 206V205H7ZM13 206V205H12ZM11 207V206H10ZM15 207V206H14ZM22 208V207H21ZM60 208H61V206H60ZM5 209V208H4ZM16 209V208H15ZM10 210H12V209H10ZM15 211V210H14ZM24 215V214H23ZM24 217V216H23ZM34 217V216H33ZM24 226V225H23ZM241 230V225H239V224H236V225H233V226H225V225H221V226H217V225H212V226H210L207 230H205V232L200 236V238L198 239V241H196V242H193V243H174V242H171L169 239L168 240H165V241H163V242H160V243H155V244H153L152 246H150V247H148V248H129V247H126L125 246V241L124 240H122V239H119V240H115V241H113V240H108V241H103V242H100V243H98V244H91V245H88V246H77V247H69V248H57V247H50V246H41V245H34V244H32V243H30L26 238H24V237H22V236H20V235H18V234H6V233H2V232H0V245L1 244H6V245H10V246H14V247H17V248H20V249H22V250H26V251H29V252H32V253H35V254H37V255H40L43 259H45V261L46 260H51L52 258H60V257H72V256H76V257H79V258H81V259H88V260H92V261H96V260H100V259H113V258H135V259H141V260H145V261H148V262H152L153 264H171V263H175V264H178V262H180V258H181V256L185 253V252H187V251H191L192 250V248L194 247V246H197V245H201V246H211V247H213V248H216V249H222V248H224L225 247V249H226V246L227 245H233V244H238L239 246H243V245H246V242H249V241H253L254 240V238H256L257 237V234L256 233H254V232H249V231H240ZM262 239H264V238H262ZM247 247V246H246ZM257 247V246H256ZM254 249V248H253ZM256 250V249H255ZM254 250V251H255ZM189 251V252H190ZM228 252V251H227ZM251 252V251H250ZM0 253H1V249H0ZM225 253V252H224ZM232 253V252H231ZM219 254V253H218ZM253 254V253H252ZM258 254V253H257ZM202 255V254H201ZM230 255V254H229ZM237 255H239V254H237ZM244 255V254H243ZM251 255V254H250ZM195 256H197L198 257V255H195ZM227 256V255H226ZM253 256V255H252ZM255 256V255H254ZM258 256V255H257ZM260 256V255H259ZM1 258H2V256H0ZM192 257V256H191ZM219 257V256H218ZM256 257V256H255ZM185 258H187V257H185ZM194 258V257H193ZM193 258H191V259H193ZM200 258V257H199ZM204 258V257H203ZM228 258V257H227ZM234 258V257H233ZM249 258H251V257H249ZM248 258V259H249ZM262 258V257H261ZM229 260L227 261H223L221 264H238V261L237 260H232L230 257L228 258ZM257 259V258H256ZM263 259V258H262ZM56 260V259H55ZM62 260V259H61ZM70 260V259H69ZM194 260V259H193ZM207 260V259H206ZM218 260V259H217ZM252 260V259H251ZM254 260V259H253ZM59 261V260H58ZM181 261H182V259H181ZM192 261V260H191ZM199 261V260H198ZM186 262V261H185ZM202 262V261H201ZM220 262V261H219ZM240 262V261H239ZM250 262V261H249ZM248 262V263H249ZM262 262V261H261ZM62 263V262H61ZM248 263H246V264H248ZM252 263V262H251ZM251 263H249V264H251ZM65 264V263H64ZM198 264V263H197ZM200 264V263H199ZM202 264V263H201ZM203 264H205V263H203ZM216 264V263H215ZM219 264V263H218ZM243 264V263H242ZM263 264V263H262Z\"/></svg>",
    "mask_w": 264,
    "mask_h": 264
},
{
    "label": "trees",
    "instance_id": "16d2710c",
    "mask_svg": "<svg viewBox=\"0 0 264 264\" xmlns=\"http://www.w3.org/2000/svg\"><path fill=\"white\" fill-rule=\"evenodd\" d=\"M199 238H195V239H193V240H191V241H186L185 239H179V238H177V239H175L176 241H181V242H195L196 240H198ZM12 252H13V254H19V253H21V251H19V250H16V249H12Z\"/></svg>",
    "mask_w": 264,
    "mask_h": 264
}]
</instances>
